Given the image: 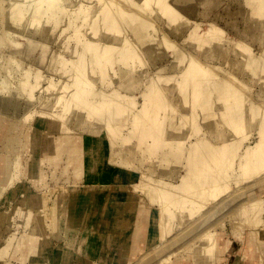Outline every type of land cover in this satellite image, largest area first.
<instances>
[{
  "label": "rangeland",
  "instance_id": "rangeland-1",
  "mask_svg": "<svg viewBox=\"0 0 264 264\" xmlns=\"http://www.w3.org/2000/svg\"><path fill=\"white\" fill-rule=\"evenodd\" d=\"M97 1H99V0H93V2L90 0H76V1L75 0H57L56 4L59 5V6L57 5V7H59V8L56 7V9H53V8L49 7L48 3H46V2L42 3L39 0H0V2H1L0 9L2 7L5 14H8V16H9V13L11 15V12H12V14H13V12L19 14L18 18H17V15L14 14L15 19L12 18V19H14L13 20V26H11V24H10L12 19L8 18V20L10 21L8 23V27H10V28H7V29H9L10 32L8 30H6V31L11 35H8V41L2 40V44H1V48H0L1 49V51H0V62L2 65L6 63V61H5L6 56H8L10 54L9 55V56H11L10 59L14 56L13 57L14 59L13 58L11 59V60H13L12 63L13 62L14 63L13 64L10 63V65L12 64L11 69L6 68V71H4L5 69L3 67V71H2V68L0 70V72L2 73V74L0 73V81H1L0 82V90L2 91L4 89L0 93V100L2 102H3V100H4V102H6L8 99L13 100L12 95H14L16 87L18 89V90L16 89V94L18 97H20V99L16 100L17 102H19L18 103L19 108L14 109L12 107H9L10 108L8 110L9 112L7 111L8 114L11 113V114H9V117L7 116L8 114H4V113L2 114V112L0 110V117L3 116V118H5L7 116L5 119H7L9 123L17 120L16 122L18 123V126L21 127L22 129L26 130V131H27V129H30L29 127H32L30 129V131L27 132V134L33 133L35 136V142L37 144L35 146V148L27 146L23 149H19L15 153H8L9 156H8V154H6V157H5L4 163L7 164L6 162H8L9 169H8L7 174L4 176V178L6 177L5 178L6 181L2 185L0 184V264H118L115 262L117 255L120 252L118 245L104 248L102 246L103 240H101V241H98V244H97V247H95V250H92L90 248V243L95 239V236H94L95 234L97 236L98 235L102 236V238L105 237V233H106L105 229L108 226H103L104 228H101V226H100V228H99V223H100V221L103 220V212L102 211L105 208V204H108L111 199H115V195L118 192H125V195L123 196V200H125V202H126L124 210H129V207L131 208L132 206H134L137 209L140 208L143 211H146L148 213H152L154 211H157L160 208L157 205V203L150 206L151 202L148 199L149 195L147 196V193L149 194V188H150V193L156 194V192L158 193L160 191V189H161L160 186H163V182H165L164 186L167 183V186H170L169 187V190H171L170 192L173 193L175 190L177 191L178 188H175V190H173L174 189L173 187L178 186L180 184L179 180L185 175V171H186V167H187L186 165H188V163L191 162L192 160H195V159L191 160V157L188 155L189 154V150L187 149L188 147L186 148V150H183V153L186 151L184 153L186 155L184 156V154H181L182 152L179 151L180 146L182 148L183 147L185 148L186 145L191 144V143L196 145L197 144L196 142H198L199 140H201V142L203 141V143H204V141H205V143H206V141L207 142L211 141L210 144L218 146L217 143H219V141H217V136L216 135L210 136V134H209L211 131V129L210 130L208 129L211 127L210 123L212 124V127L215 128L219 134H221L222 139H224V137H225V143L227 141H229L227 144L229 145V143H230V146H232V148L231 147L230 148L233 149V151L230 149V151H228V154L233 152V158L234 159H232V157L231 158L229 157L228 159L224 157L223 159H225V160L227 159L228 162H225V163L223 162L224 164H223V167H221V172L217 171V173H216L215 170L217 168H215V170L210 168V171L208 173L210 180H213L215 178L217 179V177L219 179H222V180H219V181H221V183L219 181L217 182L218 185L216 183V185H217L216 188H218V190L216 189V191H215L216 193L213 191L214 189L212 190V187L216 186V185H214L210 188L212 191V192H210V191H208L209 186H207L208 188H206L205 190L202 191V193H204V199L201 201V199L197 200V198L194 197V198H196L197 201L195 199H194L195 201H193V199L189 197L190 200H192V202L188 201L189 198L185 199V195H183V193L179 189L177 192L175 191L176 194L174 193L173 195L178 196V197H175L176 199L174 198V200L166 207V210H168V213H166L164 216H162L160 218L161 227L164 226V224L169 223V227L172 229V226H170V225L171 224L174 225L172 231H170V234H172V235L169 236L168 235L169 233H167V231H165L163 237H161V239H158L159 243L157 244V246L155 248H153L152 252L148 256H146V254H144V252H145L144 242L139 244L138 250L134 253V255H131V251H130L131 249H129V251L127 253V257H128L127 264H159V261L161 262L160 264H163V263L164 264H194V262H193L194 252H197V254L200 255V257H202L204 260H206V264H264V252L259 254V250L256 249V244H257L256 241L252 240V238L250 236H246V235H249V233L254 235L255 231H257L259 229L262 233H264V183L263 184L261 183V182H264V179H263L264 178V168H263L264 163H263V160L260 163L259 159L254 158L255 154L257 155V153L261 152L262 146H263V150H262L263 152H261V155H263L262 153H264V141H261L262 138L264 140V136L262 135L263 131H264V124H263L264 123V94H261V93H264V91L261 90V89L264 90V82H263L264 81V76H263L264 75V67H262V62L264 61V59H262V57L259 58L260 54L264 55V17H263L264 16V13H263L264 12L263 11L264 10V4L262 5V2L264 3V0H260L261 4L259 3V0L258 1L256 0L257 4H256L255 0L254 1L249 0V2L246 0L245 1L244 0L243 1L242 0H203V2L193 0L194 3H193V1H190V2H191V4L193 3L192 6H194L193 10L194 9L195 10L194 11L192 10V12L194 14L192 12L189 14V13H186L185 11H182L183 8L179 4H177L176 2L173 3V1H175V0H171V1L168 0L169 2L166 0V4L167 5L169 4L168 5L169 8L174 9L175 13H177V16H176L177 19H175V17L172 18V14L170 16V14L168 12H167L168 15L167 14L164 15V12L162 13V11H163V9L161 8L162 5H160V2L158 0H154V1L152 0V2H154L153 3L154 6L152 5L151 0H148L149 2L147 1L146 5L145 6L143 5V7L141 6L143 0H141V1L129 0L128 2H127V0H122L121 3H120V0H118V1L117 0H105V2H104V0H100L101 2H103L102 3L103 5H101V2L98 3ZM106 1L108 2L109 6L107 4H105ZM123 1H124V4H123ZM37 2H39V4H37ZM155 2H156V5H155ZM111 3L113 4V6L111 5ZM119 3H120V5H119ZM125 3L127 4V7H126ZM251 3H254L255 9H258L256 11L254 9L255 13L252 11V14H254L255 18H253L252 15H250L251 14L250 13L251 7L249 6V8H247L248 4L250 5ZM40 4H41V6H40ZM61 5L63 8V9L61 8L62 10L60 9ZM116 5H118V6H116ZM147 5H149V7ZM16 6H18V8L21 12H19V10L17 9ZM105 6H107L108 8L110 7L109 9H111V10L109 11V13L110 12H111V14L115 13V16L118 13L120 15V13L122 11H128L130 13L136 14V16H138L144 22L147 23V21H148V25H147L148 28L145 27L146 30H145V28H144V31L142 30L143 33L146 34L145 35L146 37L142 40H139L141 42L142 46L145 45L144 48H141V46L139 47L138 44H140V43H137L139 41H138L137 36L134 35V30H133L135 28V26H137V25H135L136 21H131V19L129 18L130 16H122V15L119 16V15H117L120 18L118 17V20L115 21V22H117V23H115V26L113 25V27H111L110 29H108L106 27V24L103 25L105 23L104 19H103V14L101 12V14L98 15V13H100L99 7H100V9H102ZM131 6L136 7V9H137V6H140L137 9L138 13H137L135 8L130 9ZM150 6L152 7L153 10H151ZM175 6L178 9L175 8ZM251 6L253 7V4H251ZM38 7L40 8V10H39L40 13H39V11H36V8L39 9ZM113 7H114V9H113ZM147 7H148V9H147ZM154 7L155 8L157 7L158 10L155 9ZM12 8L16 11H13ZM34 8H35V10H33ZM140 8H141V10H140ZM240 8H241V10H239ZM50 9L54 10V14L56 16H54V14L52 12L53 10H50ZM57 9L60 12H58ZM81 9H82V13L85 12V16H87L86 19L83 18L84 15L81 14ZM85 9H86V11H85ZM180 9H182V10H180ZM261 9H262V11H260ZM17 10H18V12H17ZM48 10H50V11H48ZM56 10H57V13H56ZM146 10L150 13V15L146 14V13H148ZM149 10H151V11H149ZM174 10H172V11L174 12ZM42 11H43V13H42ZM143 11H144V13H143ZM160 11H161V13H159ZM34 12H36V13L38 12L36 15L34 14L35 17H38V18H35L36 20L33 19L34 16H32V13H34ZM153 12H154V14H153ZM151 13H152L151 18L154 17L153 20L151 19L152 22L150 20ZM38 14H41L40 20H39ZM144 14H146L145 15L146 17H143ZM182 14H184V15H182ZM231 14H233V15H231ZM140 15H141V17H140ZM180 15L184 16V17H181ZM256 15L257 16L259 15L258 19L256 18ZM121 16H122V23L119 21V19L121 20ZM158 16H159V18H158ZM168 16H170V18H171V21L168 20V22H169L168 25L170 24L169 26H172V29L170 27L168 29V25H167V19H169ZM50 17H51V19H50ZM78 17H80V19ZM81 17H82V19H81ZM180 17H181V19H183V20H181V22H179ZM260 17L262 19L261 21H259ZM48 18H49V20H48ZM97 18H98V20H97ZM124 18H127V19L125 20ZM187 18H189V19H187ZM16 19H18V21L19 20L20 21L18 22ZM32 19L34 22L32 21ZM172 19L174 20V23L172 22ZM85 21H86V23H85ZM123 21H124V23H123ZM149 21H150V23H149ZM175 21L177 22L176 24H175ZM14 22H16L15 25H14ZM91 22H93L92 26H96V27H93V30L96 31L99 28L100 30H98V31L100 33L98 31L96 33L95 31L92 30ZM96 22L100 26L102 24V26L97 28ZM118 22H119V24H118ZM253 22H255V23H253ZM81 23H83V24L81 25ZM120 23L122 24L121 27H120ZM130 23H134V27ZM151 23H152V25H151ZM209 23H210V25H209ZM129 24H130V26H128ZM154 24L156 25V27H154ZM196 24H197V26H196ZM201 24H203V25H201ZM254 24H255V26H254ZM80 25L82 28L80 27ZM249 25H251V26H249ZM75 26H76V28H75ZM152 26H153V28H151ZM157 26H158V28H157ZM201 26H204V27L206 26L205 27L206 30H204V28H202ZM77 27H78V30H80V31L78 32V30H77V33H76L75 32L76 30L74 31V29H77ZM84 27H85V30H83ZM211 27H214V28H211ZM67 28H69V29L73 28V30L72 29L67 30ZM79 28H81V29H79ZM117 28H118V32L122 33V34L120 33L119 36H118V33L117 34L115 33V32H117L116 31ZM122 28L125 30L128 29V31L124 30L125 33H123ZM155 28H156V30H155ZM114 29H115V32H114ZM147 29H148V31H147ZM108 30H109V32H111L112 36L108 33ZM131 30H132V32H131ZM191 30H194L196 32L194 33V31H192V33H191L190 32ZM103 31H105V33H102ZM162 31H163V35H161ZM200 31H201V33H204L205 38H203V34L202 35L199 34ZM88 32L90 33L89 35L92 34L91 38H93V33H94V39H91L88 37L89 36ZM106 32L108 33V35ZM150 32L152 35L150 34ZM80 33H82V35H85V36H82ZM131 33H133V36L131 35ZM148 33H149V35L147 36ZM165 33L167 35H165ZM219 33H223L225 35L220 36ZM73 34H74V36H73ZM77 34H78V36H77ZM79 34L81 36H79ZM125 34H127V35H125ZM153 34H155V35H153ZM159 34L161 37L159 36ZM172 34H174V35H172ZM109 35H110V37H109ZM130 35H131V37H129ZM196 35H198V36H196ZM217 35L220 38H218V40H215L217 38ZM11 36H12V38H11ZM102 36H103V38H105L107 40L109 38V41H111L113 38V40H112L113 43H115L114 41L117 39L116 42H118V43L120 41H121L120 43H123V40H124L126 42L127 41L129 42V43L127 42V45H129V44L134 45L135 51H136L135 52V54H136L135 59H132V60H134L133 62H131L132 60H130V63L133 66V68L131 70L132 66L130 65L129 60H128L129 69L131 70L129 72L131 74H128V76H126V79H125V76L121 77L119 75V71H118V69L123 68L125 65H123V63H120L119 60L115 62V60L112 59V60H114L113 62L111 60L110 62L105 63V65H104L106 68L107 66H109L108 64H110L112 62L113 63L112 65H114V66H112L110 64V66L107 67L108 69L107 68L105 69L106 70V72H105L106 78L105 77L101 78L102 81L99 80L100 75H98L97 73H94V76L97 77L96 79H94L93 73L88 74L87 71H85L87 78L85 76L84 77L89 82V86H87V88L90 87L89 88L91 90V91L89 90L90 92H93V88H94V91L97 90L95 92L96 94H99V92H100V97H99V95L95 96V98L98 97L96 99L97 101L103 100L105 97L107 99L106 95H110L111 99H109V96H108L107 100H109V102L111 100V102L110 103L108 102V104H107L108 109L106 108L107 111L106 110L105 111L108 113V110L111 109L113 106V108L116 109V112L118 115H120L122 113L126 114V117H128V120L129 121L131 120L130 124L132 122V119H130V117H132V115L134 118L137 116H139L141 118L144 115L148 117V114H144L145 113L144 111H146L147 108H149V107L151 108V105L154 108V105H155V108H154L155 111L154 112L157 113L156 115L159 114L158 117L161 120V124H159V129L156 128V132H157L156 136H158V137L162 136L161 138L166 140V137L168 136L167 133L169 134V136L172 133L171 136H176V137H181V134H182V136L184 135V139L179 140L183 144L177 146L178 152L176 150V145L173 146V147H175V149L172 147V149H174V150H171L174 152V154H172L173 152H171V155H176L175 154V151H176L179 155V158L182 157V159H180L181 161L179 159H176L175 164H174V160H172V158H169V160H170L169 162L165 161L162 159V156H161L162 152L159 149L156 151L154 148L153 149L155 150L156 154L154 152L155 155H153L154 150H150V153H152L150 156L149 150H147L148 146H143V145H146V143H147V145H149V144L154 142L153 139H157V138H153L151 136V138H152L151 139L149 136H146V134L144 132H146V133L151 132V131L149 132V130H147V128H146V131H143V134H144L143 136L145 137V139L143 138V136L141 134L142 131L139 130L141 128L139 126H137L139 129L135 127L136 130H135V128L132 130L130 124L122 125V128H120V131L118 130V132H115L116 133L115 137H112V138H110V136L106 132H105V134L102 135V137H100V136L95 137V136L88 135L87 133H85L84 132L85 129L74 128L75 121L77 120V114L81 115L80 112H82L83 115L85 114L84 118L86 119V121H85L86 124H84V125L89 126V128H92V130H94V128H96L98 125L102 129L103 124L107 123V120H108L106 117V115H108V114L105 113V111H102L101 114H98V115H102V116L105 115L103 117V119H101V120L97 119L98 117L101 118V116H98V117L96 116V118L94 116V117H91L95 121V122H93V119H91V118L89 119V117L86 116L87 113L84 112V110L83 111L80 110L81 108L78 104H76L77 103L76 101H73V102L71 100H68L69 102L66 101V99H68V97L71 94V90L73 87L72 85L74 83L73 72L75 69L73 70V72L71 69L73 67L75 68V66H77V64H79L82 60L83 61L81 62V65H83L85 68L88 64V61H86V60H88L90 58V56H89L90 54L86 53L84 55V58L83 59L81 58V61L78 62L77 61L78 59H76L75 60L76 62H74V59L78 58L77 57L78 50L84 48V47L80 48L82 43H83V40L88 39V40H84V41L85 42L89 41L90 43L92 42L93 44L95 42V44H97V45L99 43V47H101L104 45V43L100 39V37H102ZM113 36H115V37H113ZM124 36H125L126 40H125ZM126 36L128 37V39ZM189 36L192 39H189ZM68 37H69V39H68ZM82 37H84V38L82 39ZM162 37H164V38H162ZM199 37L201 40H199ZM75 38H77V39L80 38L81 40L80 39L79 40L81 43L79 42V40H77ZM114 38H116V39H114ZM155 38H157V39H155ZM159 38H162V39H159ZM210 38H212L213 42L215 41L216 43H213ZM222 38H225V39H222ZM229 38H232L233 41H232V39L228 40ZM74 39H75V41H74ZM166 39L168 41H166ZM185 39H187L188 41L189 40H192V41L186 44L185 41H187V40H185ZM144 40L146 41L147 44L149 42V45L142 42ZM147 40H148V42H147ZM203 40H205V42L206 41L207 42L205 43ZM221 40H223V42L225 40V42H224L225 44H221V43H223V42H221ZM163 41L165 43V46L163 45L164 44ZM195 41H196V44L194 45L193 43H195ZM209 41H211V42H209ZM229 41L230 42L232 41L233 44H231ZM77 42H79L78 45H77ZM131 42H133V43H131ZM166 42H168V43L166 44ZM67 43H69V45L71 46V48H70L71 50L69 49V45ZM201 43H203L204 47H205V45L207 46L204 48L205 52H202L203 51V48H202L203 45ZM16 44L18 46H16ZM66 44L68 45L67 47H66ZM116 44L117 43L113 44L112 46L115 47ZM168 44H169V48H168V46H166ZM200 44L202 46H200ZM209 44H210V46H209ZM217 44H218V47H216ZM118 45H119V47H118ZM191 45L194 46V48H192ZM211 45H213V47ZM214 45L216 48L214 47ZM77 46H78V48H77ZM233 46L236 50H233ZM116 47H117V49L120 48L121 44H117ZM196 47H197L196 51L198 50L197 52L195 51ZM198 47L199 48L201 47L202 49L200 48L201 49L200 50V49H198ZM238 47H240V49H237ZM243 47H244V50H243ZM246 47H248V48L245 49ZM66 48H68V50H70V51H68ZM76 48H77V50H76ZM146 48L153 49V51H155L158 54V58L153 60V61L151 59H149L148 56L145 54ZM213 48H215V50L219 48L218 51L220 50L221 53L216 52L217 50L213 51ZM170 49H172V50H170ZM13 50H14L15 54L13 53ZM173 50L174 51L178 50V52L180 53V54L178 53V55H179V56L177 55L178 57L176 56L174 58V56L176 55V51L174 52ZM186 50H188V51H186ZM72 51L76 55L73 54ZM182 51L187 52V54L184 53L186 58L183 55ZM223 51H225V53ZM234 51H237L238 52V53L236 52L237 54H239V51H240L239 56L237 54H235ZM241 51L243 54L247 53L246 55H244L245 58H244L243 54H241ZM261 51H263V52H261ZM172 52L175 55L174 54L172 55ZM200 52H202V53H200ZM222 52L224 53L223 55H222ZM252 52H253V54H252ZM188 53H190L193 56L189 55ZM140 54L142 55L141 56L142 58L144 57L143 59L140 57ZM181 54L183 55V57ZM73 55H75V56H73ZM171 55H172V57H171ZM187 55H189L188 56L189 58L187 57ZM247 55H248L251 62L248 60ZM252 55H253V59L251 57ZM58 56H59V58H58ZM194 56H196L197 60H195ZM221 56H222V58L224 57V60H222ZM236 56H238V57H236ZM241 56L245 60H243ZM227 57L229 60L227 59ZM257 57L259 58V60L257 59ZM246 58H247V60H246ZM16 59H17V62L19 61V63L17 64L18 66L16 65V63H17L15 61ZM70 59H71V61H70ZM200 59H201V61H200ZM261 59H262V62H260ZM59 60H60V65L58 62ZM135 60L137 61L138 65H135L136 64ZM141 60L143 61L144 64L146 62L145 66H143V63L141 62ZM188 60H189V63H188ZM230 60H231V62H229ZM241 60H242V62H241ZM84 61L86 64L85 63L83 64ZM253 61H255L254 62L255 65H254ZM20 62H22L24 64L21 63V66H20ZM140 62H141V64H139ZM190 62H191V64H190ZM197 62H200V63H197ZM201 62L203 65L206 64V68H205V66L203 67L202 65H199V64H201ZM239 62H240V64H239ZM63 63H64V65H63ZM196 63H197V67H199L202 71H204L203 69H205V71H206V72L204 71L205 79H204V77H203V80L201 79V83H203V86L207 85V87H208L209 86L208 84L211 83L209 86L211 88H209V87L207 88V90H208V94H207V96H208V99H207L208 102L207 103L208 104L207 105H203V104H201V102L199 103L198 99L197 100L194 99L195 98V95H194L195 90H193V89H195V87H197V85H199L198 89H200V87H201V89L203 88L202 84L199 83L200 78L197 79V78L191 76L192 74L190 73L191 68H189V67H191V65H196ZM241 63L242 64L244 63L243 64L245 66L244 68H243V65H241ZM259 63H261V65ZM133 64L135 65V67ZM249 64H250V66H249ZM251 64L253 66L252 69H251V67H252ZM257 64H258V66H257ZM116 65H118V67ZM238 65L242 66V68L241 67L239 68ZM12 66H14V67H12ZM64 66H66V68H68V69L65 70ZM248 66L250 69L248 68ZM19 67H20L21 71L19 70ZM22 67H24L25 70L27 68H29V69H27L28 72L31 69H32L31 71H33L34 69L37 70L38 71V73L36 72V74L38 75L37 78H42V74H43L44 78L46 77L47 80H43L44 78H42L41 79L42 81L40 80L41 84H39L40 82L38 83V81H37L38 79L35 80L34 74L32 76V73L35 72V70L33 72H29L31 78L29 80V78H28L29 74H28V76L26 75V81H28L29 85H30L32 83V80H33V83L35 80L36 85L32 84V86H30V87H35V89H34V92H32L33 89L27 87L28 89L26 88L23 92V90H20L19 88L22 86L24 79H25V77L23 75H24V73H27V72L23 73ZM147 67H148V69H147ZM212 67H215V68H213L215 71H213ZM9 68H10V66H9ZM109 68H111L110 69L111 72L113 71V75L109 71ZM140 68H142V69H140ZM216 68H218V69H216ZM219 68H221V69H219ZM260 68H262V69L260 70ZM13 69H14V71L15 70H17V71H15V73H14ZM186 69H188V70H186ZM243 69H245V70H243ZM258 69L260 71H262L261 72V73H263L262 76H261V73L259 72ZM63 70L66 73H64ZM70 70H71V75H69ZM114 70H115V72H114ZM142 70L144 72H145V70H147L145 72L146 75L143 74L144 72L143 73L141 72ZM149 70H151V71H149ZM184 70L186 71V74H185ZM249 70H251V72ZM232 71H233V73H232ZM235 71H237L236 74L234 73ZM252 71H255V73L258 72L259 75L257 73L256 78L253 77L255 74L252 73ZM19 72H22V74H20ZM208 72H211V73H208ZM215 72H216V74H218L217 72H219V73L222 72V73L218 74V76H217V75H215ZM11 73L14 74V76ZM16 73H18L21 76V78H19L20 76L18 74H17L18 76L16 77V75H15ZM106 73H108V74H106ZM133 73L136 76L133 75ZM181 73L183 76H179V75H181ZM8 74H9V76L11 75L10 76L11 78L9 76H7ZM36 74H35V76H36ZM40 74H41V76H40ZM95 74H97V75H95ZM222 74H223V76H225V78L229 77L230 78L229 81H227V78L225 79L223 76H221ZM66 75H68V80H66L67 79ZM72 75H73V77L71 78ZM118 75L122 79L117 78ZM151 75L152 76L154 75L153 77H155V76L157 77V78L155 77L157 82L155 81V79H153V77H151ZM185 75H186V77L190 78L189 81L191 82V84L188 80H185ZM206 75L210 78L212 76V78L209 79ZM159 76H160V78H159ZM166 76H168L169 78ZM1 77L4 78V81H6V83H4V81H3L4 84H1L2 83ZM14 77H15V79H14ZM32 77H33V79H32ZM191 77L195 78L196 82H194V83H196V85H194V83H192L193 79L191 80ZM206 77H207V79H206ZM215 77H218V79H216ZM251 77H252V79H251ZM9 78L11 80H9ZM48 78L51 79L53 82L55 81V83L52 82V84H50L51 81L48 80ZM149 78H151L152 81H150ZM163 78H164L166 83L164 82ZM165 78L166 79L168 78L170 80L172 79L171 83H170V80L168 81V79L166 80ZM176 78H177V80H176ZM213 78H214V81H213ZM219 78H222L221 81ZM234 78H236V79L234 80ZM71 79L73 80V83H72ZM135 79H137L136 80L137 83H135L133 88L132 87L127 88L126 86L129 85L130 82L135 80ZM224 79H225V81H224ZM14 80H16V81H14ZM21 80L23 82H20ZM145 80H146V82H144ZM161 80H162V83H161ZM216 80H218L217 83H216ZM231 80H232V82H231ZM26 81L24 84L28 85V82L26 83ZM43 81H45V82L43 83ZM56 81H58V82H56ZM100 81L102 83H101V85H98V83ZM204 81H205V84H204ZM7 82H9L10 85ZM65 82L67 84H65ZM116 82H119V83H116ZM148 82L150 85L148 84ZM152 82L154 83V85H152L153 84ZM230 82H231V84H230ZM56 83H57V85H56ZM58 83H59V85H58ZM109 83L113 84V85L110 87ZM115 83H116V86H115ZM158 83L161 85V87L159 86V88H162L163 90H161V91L163 92V94H166V95H164L165 97H163V94L161 92L163 101L158 102L157 103L158 106L156 105V103L153 104L152 102H150V106H149V101L150 100L152 101L154 93L160 91V89L158 87H156V84H158ZM168 83H169V87H167ZM172 83H173V85H172ZM180 83L183 85L181 86ZM212 83H213L214 87H213ZM218 83H220V85L222 87V88H220V90H224L226 92L219 91V84ZM15 84H17V86ZM68 84H69V86H68ZM70 84H72L71 87H70ZM92 84H94V86ZM102 84H104V86ZM163 84H165V85H163ZM178 84H180L179 87H178ZM2 85H4L5 87L4 86L2 87ZM6 85L12 86V88H11L12 92H10L9 87ZM49 85H51V86H49ZM55 85H56V88H55ZM191 85H192V87H190ZM223 85L224 86L226 85V87H228V85H231V86L234 85V86H233V88H231V86H229L228 87L229 90H227ZM238 85L240 87H238ZM67 86H68V89L70 88L69 89L70 92H68V89H66ZM99 86H100V88H99ZM107 86H109L110 88H107ZM146 86H147V88H145ZM150 86L152 88V91H151ZM164 86L166 87L165 90H164ZM36 87H37V89H36ZM62 87H64V88L66 87L65 89L67 91L64 90V88H62ZM101 87H102V89L104 87L105 90L104 89L102 90ZM153 87H155L154 90H153ZM181 87H185V88H183L182 91H180L179 89H181ZM234 87H236V88H234ZM237 87H238V89H237ZM6 88H8L9 90H6ZM49 88H51V90ZM52 88H53V90H52ZM98 88L102 91H100ZM186 88L189 89V91L187 89L188 92L185 91ZM239 88H241V89L239 90ZM111 89H112V93L114 90L115 91L117 90L116 93L111 94ZM149 89L153 93L150 94ZM210 89H211V91H209ZM213 89H214V91H212ZM235 89H236V91H235ZM48 90L51 92H49ZM59 90H61V91H59ZM106 90H109V91L107 92ZM230 90H232V91H230ZM6 91H9L10 93L6 92ZM25 91H27L28 93ZM143 91H145V92H143ZM183 91L187 95H190V96H187L186 94H184ZM190 91H192V92H190ZM216 91H219L221 93V95H220V93H217ZM21 92H23L24 94L23 93L21 94ZM103 92H104V94H103ZM141 92L143 94H141ZM147 92H148L149 96H148ZM177 92L179 93L180 96L177 95L178 94ZM31 93H32L33 97L30 96ZM63 93H64V95H63ZM182 93L184 94V96ZM212 93H214V94H212ZM222 93H225V96L227 95L225 101L224 100L221 101L222 100ZM114 94H115V96H114ZM234 94L235 95L237 94V95L234 96ZM61 95L64 96V98ZM120 95H122V96H120ZM140 95H143L142 98ZM58 96H60V97L57 99ZM144 96H146V101H145V98L143 99ZM192 96H193V98H192ZM216 96L217 97L220 96V99H217V98L215 99L217 101L219 100L218 102H215V100H214V97H216ZM112 97L115 99L114 100L115 102L112 100ZM117 97L120 98L121 100L120 99L118 100ZM127 97H129V98L131 97V100H129V98L127 99ZM135 97H137L138 100ZM147 97L150 98V100L147 99ZM30 98H32V100ZM48 98H50V101ZM165 98L166 99L168 98L167 101H169V105H171V104L173 105L172 109H176V111H174V113L176 112L175 115L173 113V110L172 109L170 110L171 106L168 108L169 105H168V103L166 104L167 101L165 100ZM180 98H181V100H180ZM21 99H23L24 102L21 101ZM28 99H30V101ZM61 99H62L63 104L60 101ZM122 99H124V100H122ZM133 99H135L137 102L134 101ZM187 99H188V101H187ZM191 99H192V101H190ZM193 99L197 103L194 102ZM58 100L60 103L57 102ZM125 100H127L126 102H128V103H126ZM142 100L145 102L143 103ZM164 100H165V102H164ZM210 100H212V101H210ZM1 101H0V103L2 105ZM31 101H33L32 104L30 103ZM48 101H49V103L47 105ZM119 101H121L122 103H119ZM133 101L136 103H134ZM7 102H9V100ZM64 102H65V104H64ZM188 102H189V104L191 102L192 106H193V104L197 105V107L193 106V112L195 111L196 113L192 112V106L189 105ZM27 103L30 106L28 108L26 105ZM52 103H53V105H51ZM54 103H57L59 106L57 104H55V106H54ZM70 103H71V105H69ZM132 103H133V105H132ZM146 103L148 104V106H146L147 105ZM180 103H182V104H180ZM233 103L235 104L234 106H233ZM119 104H120V106H119ZM136 104H139V105H136ZM164 104L166 105V107ZM179 104H180V106H179ZM199 104L203 105V107H202L203 109L201 108V105H199ZM210 104L212 106H210ZM217 104H219V106ZM74 105H76V106H74ZM77 105L79 106L80 109H76L77 111H75V107L78 108ZM127 105H129L128 109L126 107ZM130 105H132V106H130ZM162 105H164V106L162 107ZM185 105H187V108H190L191 111H189L190 109L183 107L184 109H181L182 110V112H181L179 107L182 108V106H185ZM223 105H224V108H226L228 106V108H227L228 110L227 109L224 110ZM251 105H252V109L250 107ZM64 106H67L68 108L64 107ZM115 106H116V108H115ZM143 106L145 109H141V108H143ZM189 106H191V107H189ZM198 106H199V109H197ZM246 106L248 108H246ZM49 107H50V109H52V111L49 110ZM125 107L127 110H125ZM131 107H134V108H131ZM69 108H70V110H69ZM120 108H122V109L120 110ZM162 108L165 109L164 113H162V110H163ZM245 108H246V110H245ZM123 109H124V111H123ZM208 109L210 112L208 111ZM234 109H235V112H234ZM13 110H14V113H12ZM67 110H68V112H67ZM71 110L72 111L74 110V112H72ZM119 110H120V112L121 111L122 112L120 113ZM136 110H138V112L140 111L139 114L141 116L137 115ZM142 110H143V113H141ZM183 110H185V112ZM186 110H187V112H186ZM206 110L208 113H206ZM247 110H249V111H247ZM16 111H18V112L15 113ZM23 111H25V112H23ZM53 111H54V113H53ZM200 111L201 112L203 111V112L200 113ZM50 112H52L53 114ZM112 112L115 113V110L114 111L112 109H111V111L109 110L110 116H111L110 113H112ZM165 112H167V113L169 112V114L170 113L171 114L169 115L166 113V116H165ZM190 112H192V113H190ZM219 112H220L221 116L219 115ZM228 112H230V117L226 116V114H228ZM48 113L50 115V118L48 117ZM64 113L66 116L64 115ZM135 113H136V115H134ZM177 113H178V115H180V113H181L180 118L177 115ZM215 113H217L218 115H216ZM223 113H224V115H223ZM248 113L250 115H247ZM28 114L30 116H28L29 118H27V120H26L25 117H27ZM125 114H122V115H125ZM130 114H131V116H130ZM163 114H164V117H163ZM189 114H191L192 117H193V114H195L194 115L195 119L192 117L190 118ZM232 114H234V118L236 119L235 125L232 124V121H234L231 119V116H233ZM254 114H255V116H254ZM59 115L63 116V117L65 116V119L63 117L61 118ZM83 115H81V116L83 117ZM109 115H108V117H109ZM196 115H198V120H200L199 122L196 121ZM55 116H56V118L54 119ZM57 116L60 117L61 120L62 119H64V120L61 121L60 118L58 119ZM75 116H76V118H75ZM209 116H210V118H209ZM217 116H218V118H217ZM219 116L223 117V119L225 121H223L222 118H220L221 119L220 120ZM11 117H13V118H11ZM152 117L153 116H151V118ZM176 117H178V118H176ZM186 117H187V121H186ZM251 117H252V119H251ZM51 118H52V120H51ZM119 118H121V120H122L125 118V116L122 117L120 115ZM154 118H155V116H154ZM169 118L170 119L172 118L175 121L173 122V120L172 119L169 120ZM205 118H208V121H212V122L206 121L205 126H204L201 122H205ZM262 118H263V120H262ZM22 119H24L25 121ZM95 119L97 120V122ZM105 119H107V120H105ZM177 119H178V122L180 121L182 124L180 122L178 124ZM215 119H218V120L216 121ZM69 120L71 123L69 122ZM192 120H195V123H194L195 125L192 123ZM28 121H29V123H28ZM183 121L185 122V124ZM221 121H223V122L221 123ZM102 122H103V124H102V126H100V124ZM165 122L167 123V125L165 124ZM261 122L263 125L261 124ZM162 123H163L162 130L165 131L164 132L165 136L162 135L163 132L160 129V127L162 126ZM169 123L170 124L172 123V125L169 126ZM173 123H175V125ZM224 124L226 125V127ZM164 125L166 126L165 128H164ZM179 125H180V127L178 128ZM236 125H238V126L236 127ZM150 126H152V128ZM229 126H231V128H228ZM35 127H37V128L34 129ZM123 127L125 129H127L128 132H126L125 129L122 130ZM147 127L150 130H154V128H155V126L153 124H150L149 122L147 124ZM168 128H169V130H168ZM237 128L240 129L239 132H238ZM130 129L132 130L133 135H132ZM231 129L232 130L234 129V132L230 131ZM35 130H37L38 133L37 132L34 133L33 131H35ZM121 130L123 131L122 134H121ZM160 130H161L162 134L160 133V135H159L158 133ZM171 130H172V132H170ZM176 130H178V131H176ZM235 130H237V132H235ZM70 131H72V132H70ZM134 131H135V133H134ZM260 131H261V133L259 134ZM125 132L127 134L126 135L127 137L125 136ZM136 132H137V134H136ZM173 132H175V133H173ZM178 132H180L181 134ZM183 132H185V133H183ZM190 132H194L195 136H197V135L198 136L203 135V136L201 139L198 140V138H200V137H198V138L196 137V139L194 136L190 137V136H192ZM257 132L259 135L257 134ZM194 133H192V134L194 135ZM227 133H228V135H227ZM236 133H239V134H236ZM134 134H135V136H134ZM138 134H139V136H138ZM64 135L69 136L73 139L76 136L75 138L80 143H83L84 148L87 146L91 148L93 155L96 157L95 158L96 163L97 164L99 163L101 165V168L98 171H95V174H93L92 171H90L88 173L85 170L84 171L82 170V171H80V173L76 174L72 165L67 166V158H66V155H64V154L60 155L56 159L43 158L41 160L40 156H42V154L46 151L45 150L46 146H48V144L50 146H54L57 143V141L59 140V138H61V136H64ZM119 135H122L123 137L119 136ZM185 135L189 136V139H191L190 142L187 139L188 136H185ZM226 135H227V137H226ZM130 136L132 138H131V140L130 139L128 140V138H130ZM22 137H24V136H22ZM22 137H20V138H22ZM116 137H118L119 139ZM147 137H148V139H147ZM260 137H261V139H259ZM140 138H142L144 140H148V141L147 142L145 141V144L140 142V143H142V146L141 145L139 146V143L137 144V141L138 140L140 141ZM94 139L95 140L101 139L102 141H100L99 143L93 142L92 140H94ZM112 139H113V141L111 143ZM115 139H116V142H115ZM122 139L124 140L123 141L124 144L121 142ZM163 139L159 138L160 142ZM231 139H233V141H231ZM118 140H120V141L118 142ZM196 140H198V141H196ZM126 141H127V143H126ZM131 142L134 144L136 143L135 146H137V147L139 146V149H140V147H142L143 149L141 148L138 151V148L135 147L134 144H132ZM199 142L196 145V149L199 150L198 151L199 155H202V153H206V157H207L209 164L213 165L214 163L212 162V158H211L212 155L211 154H213V152H215L214 149L206 148L205 144L200 145ZM114 143H115V145L116 144H118V145L116 147H114V145H113ZM125 143H126V145H125ZM128 143H130V144H128ZM234 143H236V148L238 149V152H236V154H234L235 151H237V149L234 147V145H235ZM128 145H131V146L133 145L135 147V149H137V152L135 150L136 155L134 153H132V151H131V149L134 151V149L132 148L133 146L128 147V148H131L129 150L126 148L128 150V152L126 149L124 150V148L127 147ZM152 145H154V143L151 144L150 146H152ZM228 145L226 146L227 148L224 150V153L226 150H229ZM100 146H102V148H103L102 151L99 148ZM255 147L257 149H255ZM114 148H117L119 153H118V155L111 156L112 150ZM259 148H260V152H259ZM144 149L146 152H144V156H143V154H141L142 153L141 150L144 151ZM200 149H204V150H200ZM210 151H212V153ZM256 151H258V152L256 153ZM138 153H139V155H138ZM244 153H245V155H243ZM250 153L252 156L250 155ZM146 154H147V156H146ZM131 155L134 158H131ZM216 155L218 156V154H216ZM259 155L260 154H258V156ZM114 156L122 159L124 165L119 163V161H118L119 164H117V162H113L112 158ZM148 156L151 157V160ZM245 156H246V158H245ZM187 157H189L188 159L190 161L187 160ZM248 157H249V159H248ZM159 158L162 159V161ZM185 158H186V160H185ZM244 158H245V160H244ZM84 159H86L85 160L86 162L88 161V158H86L85 156H84ZM127 159H129V161H127ZM251 159H255V161H252ZM134 160H135V162H134ZM153 160L156 164H154L152 162ZM182 160H184V161H182ZM157 161L158 162L160 161L159 164ZM179 161H180V163H179ZM230 161L233 162L232 165L229 163ZM242 161H243V163H245V165H243V166H242V164H243ZM162 162H163V165H161L162 166L161 167L160 164H162ZM166 162L169 163L166 168H168V169L171 168L170 169L171 173L175 172L176 174L173 173L170 176H166V177L165 176L162 177V175L160 173L158 175V172H160V170H161V172H163V171L169 172V170L165 169V167H164L167 165ZM170 162H172V164ZM184 162H185V165H183ZM251 162H252V164L254 162L255 163L257 162V165H256L257 168L260 167V165H261L260 169H257L254 171L255 165H252ZM152 163H153V165H152ZM249 163H250V165L248 166ZM258 163H260V164H258ZM120 164H121L120 167L116 166V165H120ZM173 164H174V166H172ZM225 164H227L229 167L226 166L227 167L226 168ZM246 164H247L249 171L245 174L244 178L246 179V177H248V179H246L247 182L242 183V181H246L243 179V176H242V175H244V172H242V171L244 169V166H246ZM236 165L238 167H236ZM35 166L38 167V169L42 171L43 175H42L41 180L36 178L38 172L34 168ZM175 166H176V168H174ZM152 167L157 170L153 174L149 173L151 170H153ZM179 167L180 168L183 167V168L180 170ZM224 167H225V170H224ZM85 168H87V167L85 166ZM162 168H163V170H162ZM252 170L254 171V173H253L254 175H251L253 172ZM259 170H260V174L262 172V175L259 174ZM178 171H179V173H177ZM256 171H258V173H256ZM210 172L212 173L211 175H210ZM240 173L242 175H240L239 177L242 178V181L239 178V180H240L239 182H241L243 184V186H242V184L236 183V182H238L237 176ZM258 174H259L258 180L260 179V176H261V181L257 180ZM118 176L121 179H119ZM143 176H146V177L143 178ZM159 176H161V177L158 178ZM116 177H117V180H116ZM213 177H215V178H213ZM230 177H231V179H230ZM142 178L145 180L143 181ZM147 178H149V180ZM233 179L235 182L233 181ZM146 180L149 181L148 184H147ZM156 180H159V181H156ZM252 181H254L253 184H252ZM145 182H146V185H145ZM249 183H251V186L253 185L254 187L248 188ZM143 184H144V186H143ZM153 184L155 187L153 186ZM157 184L159 185V187ZM168 184H170V185H168ZM244 184L247 185V186L245 185L246 188L244 187ZM96 185L98 186V188H97V191L95 192L96 193L95 196H93V194H91L93 197L92 198L93 200L91 199V197H90V199H86L84 197V195H80L76 192L78 187H90V188H92L93 186L96 187ZM256 185H258L257 188H256ZM141 186H142V188H141ZM145 186H146V188H145L146 193H143ZM156 186H157V188H156ZM152 188H154V190L156 188L157 191L155 192ZM151 190H152V192H151ZM247 192L249 193V197L246 196ZM178 193H179V195L182 194L184 196V197L182 195L180 196L181 198L183 197L182 198L183 200L181 198L179 199ZM59 194H64L68 198L66 197L65 202H64V207H65L64 213L59 217V220L56 223V222H54L55 220L54 221L51 220V217L49 216V214H50V207H51L53 201L55 200V198ZM244 196H246V197H244ZM256 196H258V197L256 198ZM35 197H37V198H35ZM94 197H95V199H94ZM147 199L149 201L148 206L151 207V209L146 205L148 203ZM145 202H146V204H145ZM77 203H80V204H77ZM247 204H248V206H247ZM41 205H43V206H41ZM140 206H142V207H140ZM258 207H260L261 210L258 209ZM202 208H204V209H202ZM245 208L248 211H243V210H245ZM197 210L199 211V214L201 216L198 215ZM23 212L25 215H23ZM44 213H45V215L43 216ZM251 213H255V215L258 218V222H256L257 220L254 218V221L256 220L255 221L256 225L254 224L253 221H251V219H249V218H251ZM24 217H25V219H24ZM145 217H147V216H145ZM145 217H143V218H145ZM20 218L22 221L20 220ZM132 221L136 222L137 217L133 216ZM186 222H188V223L186 224V227L184 228L183 224ZM24 224L27 225L28 228L25 227ZM253 228H255V229H253ZM145 231H146V229H143V233H145ZM35 233H37L38 235H35ZM187 235L190 236L189 241H191L192 247L190 249H188V253H184L181 251V249L179 250L177 245H184V243L188 240ZM168 236L170 237L169 239H167ZM183 236H184V239H183ZM27 238L32 239V241L35 243L38 242V244H40V245L42 244V246L37 247L34 251H31L26 256L22 257V255H24L22 253L23 250L17 248V245L20 243L23 244ZM250 239H251V242H250ZM167 240H168V242H167ZM169 240H170V242H169ZM181 241H183L184 243ZM162 244L164 246L163 249H162ZM204 244H206L208 247ZM210 244L212 245V247L209 246ZM184 250H185V248H184ZM163 251H166V252L164 253ZM163 256H165L164 259H163ZM162 259L165 261H162ZM122 264H126V263H122Z\"/></svg>",
  "mask_w": 264,
  "mask_h": 264
},
{
  "label": "bare ground",
  "instance_id": "bare-ground-1",
  "mask_svg": "<svg viewBox=\"0 0 264 264\" xmlns=\"http://www.w3.org/2000/svg\"><path fill=\"white\" fill-rule=\"evenodd\" d=\"M40 2H42V3H44V2H46V3H48L49 4V7H51V8H53V9H56V7H57V5L58 4H56V1L57 0H39ZM76 1V0H75ZM90 1H92L93 2V0H90ZM118 1V0H117ZM121 1L122 0H120V3H121ZM129 0H127V2H128ZM133 1H135V0H133ZM139 1H141V0H139ZM147 1L148 0H143V2H142V7H143V5L145 6L146 5V3H147ZM154 1V0H153ZM159 2H160V5H162V9H163V11H162V13L164 12V15L165 14H167L168 15V13L170 14V16H171V14H172V18H174L175 17V19H177V13H175V10L174 9H170L169 8V4L167 5L166 4V0H158ZM168 1V0H167ZM171 1V0H170ZM190 1H193V0H175V1H173V3H177V4H179L182 8H183V10L182 9H180V10H182V11H185L186 13H191L192 12V10H193V7L194 6H192V4L194 3V1H193V3L191 4V2ZM196 1H202L203 2V0H196ZM195 1V2H196ZM243 1V0H242ZM245 1V0H244ZM246 1H248L249 2V0H246ZM254 1V0H253ZM258 1V0H257ZM257 1L255 0V2H256V4H257ZM80 2V1H79ZM82 2V1H81ZM86 2V1H85ZM88 2V1H87ZM98 3H100L101 1L99 0V1H97ZM104 2H105V0H104ZM149 2V1H148ZM151 2H152V0H151ZM169 2V1H168ZM190 2V3H189ZM103 2H101V5H103L102 4ZM120 3H119V5H120ZM133 3V2H132ZM153 3L154 2H152V5H153ZM246 3V2H245ZM244 3V4H245ZM259 3L261 4V2H260V0H259ZM258 3V4H259ZM37 4H39V2H37ZM105 4H107L108 6H109V4H108V2L106 1V3ZM123 4H124V1H123ZM135 4V3H134ZM137 4V3H136ZM251 4H253V7L251 6ZM250 5L248 4V7L247 8H249V6L251 7V14L250 15H252V17L253 18H255V16H254V14H252V11L255 13V11L256 10H258V9H255V6H254V3H251ZM264 3L262 2V5H263ZM0 5H1V2H0ZM111 5L113 6V4L111 3ZM115 5V4H114ZM125 5H126V7H127V4L125 3ZM155 5H156V2H155ZM246 5V4H245ZM40 6H41V4H40ZM59 6V5H58ZM116 6H118V5H116ZM148 7H149V5H147ZM154 6V5H153ZM17 7V9L19 10V8H18V6H16ZM48 7V8H49ZM92 7V6H91ZM125 7V6H124ZM129 7V6H128ZM140 6H137V9L139 8ZM148 7H147V9H148ZM151 7V6H150ZM172 7V6H171ZM258 7V6H257ZM263 7V6H262ZM14 8V7H13ZM12 8V10L13 11H16V10H14ZM39 8V7H38ZM57 8H59V7H57ZM62 8V5L60 6V9ZM110 8V7H109ZM107 6H105L104 8H102V9H100V7H99V10H100V13H98V15H100L101 14V12H102V14H103V19H104V24L103 25H105L106 24V27L108 28V29H110L111 27H113V25L115 26V23H117V22H115L116 20H118V17L120 16V15H122V16H130L129 18L131 19V21H136V24L135 25H137V26H135V28L133 29L134 30V35H136L137 36V38H138V41L139 40H142V39H144L146 36V34H144L143 33V31H144V28L145 27H147L148 28V21H147V23L146 22H144L143 20H141L138 16H136V14H133V13H130V12H128V11H122L121 13H120V15H119V13L117 14V15H119V16H115V13L112 15L111 14V12L109 13V11L111 10V9H109ZM120 8V7H119ZM131 8H135L136 9V7H133V6H131L130 7V9ZM155 8V7H154ZM175 8H177L176 6H175ZM231 8V7H230ZM229 8V9H230ZM236 8V7H235ZM253 8V9H252ZM53 9H50V10H53ZM63 9V8H62ZM61 9V10H62ZM95 9V8H94ZM113 9H114V7H113ZM117 9V8H116ZM115 9V10H116ZM137 9H136V11H137ZM155 9H157V7L155 8ZM178 9V8H177ZM232 9V8H231ZM254 9H255V11H254ZM263 9V8H262ZM262 9L260 10V11H262ZM10 10V9H9ZM18 10H17V12H18ZM33 10H35V8L33 9ZM40 10V8L39 9H37L36 8V11H39ZM50 10H48V11H50ZM58 10V9H57ZM57 10H56V13H57ZM120 10V9H119ZM140 10H141V8H140ZM145 10V9H144ZM151 10H153L152 9V7H151ZM151 10H149V11H151ZM158 10V9H157ZM156 10V11H157ZM172 10H174V12L172 11ZM195 10V9H194ZM193 10V11H194ZM233 10V9H232ZM239 10H241V8L239 9ZM85 11H86V9H85ZM98 11V10H97ZM130 11V10H129ZM147 11V10H146ZM237 11V10H236ZM248 11V10H247ZM264 11V10H263ZM19 12H21L20 10H19ZM53 12V14H54V10L52 11ZM58 12H60L59 10H58ZM93 12V11H92ZM114 12V11H113ZM148 12V11H147ZM168 12V13H167ZM177 12V11H176ZM225 12V11H224ZM38 13V12H37ZM36 12H34V13H32V16H34V18L33 19H35V18H38V17H35V15L37 14ZM39 13H40V11H39ZM42 13H43V11H42ZM51 13V12H50ZM90 13V12H89ZM88 13V14H89ZM137 13H138V11H137ZM143 13H144V11H143ZM146 13V12H145ZM149 13V12H148ZM148 13H146L147 15H150V13L148 14ZM159 13H161V11L159 12ZM193 13V12H192ZM264 13V12H263ZM14 14L15 15H17V18H18V16H19V14H17V13H14L13 12V14H12V12H11V15H10V13H9V16H8V14H5L4 13V10H3V8L1 7V9H0V48H1V44H2V40L3 41H8V35H11V34H9L6 30H8L9 31V29H7V28H10V27H8V23L10 22L9 20H8V18H10V19H12V18H14ZM35 14V15H34ZM81 14L82 15H84V19H86V17L87 16H85V12H83L82 13V9H81ZM146 14H144L143 15V17H146L145 15ZM153 14H154V12H153ZM180 14V13H179ZM194 14V13H193ZM241 14V13H240ZM39 15V20H40V16H41V14H38ZM37 15V16H38ZM163 15V16H164ZM182 15H184V14H182ZM231 15H233V14H231ZM243 15V14H242ZM54 16H56L55 14H54ZM53 16V17H54ZM81 16V15H80ZM102 16V15H101ZM122 16H121V20L119 19V21L122 23ZM170 16H168V18L169 19H167V25H168V20L169 21H171V18H170ZM179 16V15H178ZM181 16V15H180ZM189 16V15H188ZM263 16V15H262ZM95 17V16H94ZM100 17V16H99ZM140 17H141V15H140ZM152 17V13H151V16H150V20L152 19L153 20V18H151ZM162 17V16H161ZM181 17H184V16H181ZM181 17L179 18V22H181V20H183V19H181ZM264 17V16H263ZM79 19H80V17H78ZM120 18V17H119ZM148 18V17H147ZM158 18H159V16H158ZM186 18V17H185ZM184 18V19H185ZM256 18L258 19L259 18V15L257 16L256 15ZM15 19V18H14ZM14 19H12V21H11V26H13V20ZM33 19H32V21H33ZM50 19H51V17H50ZM81 19H82V17H81ZM100 19V18H99ZM125 20L127 19V18H124ZM187 19H189V18H187ZM17 21H18V19H16ZM36 20V19H35ZM48 20H49V18H48ZM97 20H98V18H97ZM152 20H151V22H152ZM262 19H261V17H260V20L259 21H261ZM20 21V20H19ZM18 21V22H19ZM47 21V20H46ZM100 21V20H99ZM178 21V20H177ZM256 21V20H255ZM258 21V20H257ZM17 22V23H18ZM34 22V21H33ZM95 22V21H94ZM127 22V21H126ZM125 22V23H126ZM172 22L174 23V20L172 19ZM178 22V23H179ZM189 22V21H188ZM21 23V22H20ZM44 23V22H43ZM85 23H86V21H85ZM100 23V22H99ZM120 23V27L122 26V24ZM123 23H124V21H123ZM139 23V24H138ZM149 23H150V21H149ZM154 23V22H153ZM177 22L175 21V24H176ZM253 23H255V22H253ZM252 23V24H253ZM259 23V22H258ZM16 24V22H14V25ZM83 23H81V25H82ZM92 24H93V22H91V27H92V30H93V27H96V26H92ZM96 24H97V28L98 27H101L102 26V24H101V26L96 22ZM118 24H119V22H118ZM128 24V23H127ZM131 25H133V27H134V23H130ZM130 24L128 25V26H130ZM194 24V23H193ZM199 24V23H198ZM76 25V24H75ZM81 25H80V27H81ZM85 25V24H84ZM83 25V26H84ZM95 25V24H94ZM125 25V24H124ZM150 25V24H149ZM151 25H152V23H151ZM164 25V24H163ZM166 25V24H165ZM170 25V24H169ZM168 25V29H169V27L172 29V26H169ZM195 25V24H194ZM201 25H203V24H201ZM205 25V24H204ZM209 25H210V23H209ZM17 26V25H16ZM15 26V27H16ZM79 26V25H78ZM126 26V25H125ZM196 26H197V24H196ZM249 26H251V25H249ZM254 26H255V24H254ZM263 26V25H262ZM124 27V26H123ZM154 27H156V25L154 24ZM167 27V26H166ZM200 27V26H199ZM202 28H204V30H206V26L204 27V26H201ZM215 27V26H214ZM214 27H211V28H214ZM258 27V26H257ZM75 28H76V26H75ZM82 28V27H81ZM81 28H79V29H81ZM104 28V27H103ZM125 28V27H124ZM131 28V27H130ZM151 28H153V26L151 27ZM157 28H158V26H157ZM193 28V27H192ZM250 28V27H249ZM65 29V28H64ZM69 28H67V30H68ZM70 29H72L73 30V28H70ZM69 29V30H70ZM91 29V28H90ZM194 29V28H193ZM76 30V31H75ZM77 30H78V27H77V29H74V31L77 33ZM83 30H85V27H84V29ZM91 30V31H92ZM98 30H100L99 28L95 31V30H93V31H95L96 33H97V31ZM103 30V29H102ZM122 32L123 33H125L124 32V30L125 29H123L122 28ZM127 31H128V29H126ZM125 30V31H126ZM143 30V31H142ZM145 30H146V28H145ZM155 30H156V28H155ZM159 30V29H158ZM166 30V29H165ZM203 30V29H202ZM80 30H78V32H79ZM82 31V30H81ZM106 31V30H105ZM105 31H103L102 33H105ZM116 31L117 32H115V29H114V32L117 34L118 33V36H119V34L121 33H119L118 32V28L116 29ZM147 31H148V29H147ZM146 31V32H147ZM160 31V30H159ZM192 31H194V30H191L190 32L192 33ZM213 31V30H212ZM221 31V30H220ZM10 32V31H9ZM83 32V31H82ZM85 32V31H84ZM90 32V31H89ZM88 32V35L90 34ZM99 32V31H98ZM131 32H132V30H131ZM161 32V31H160ZM165 32V31H164ZM196 31H194V33H195ZM199 32V31H198ZM223 32V31H222ZM251 32V31H250ZM92 33V32H91ZM100 33V32H99ZM107 33V32H106ZM108 33L112 36V34H111V32H109V30H108ZM108 33H107V35H108ZM159 33V32H158ZM169 33V32H168ZM188 33V32H187ZM249 33V32H248ZM75 34V33H74ZM74 34H73V36H74ZM81 35H82V33H80ZM79 34V36H81ZM84 34V33H83ZM122 34V33H121ZM130 34V33H129ZM150 34H151V32H150ZM189 34V33H188ZM199 34H203V38H205L204 37V33H201V31H200V33ZM220 34V36H222V35H225V34H223V33H219ZM45 35V34H44ZM92 35V34H91ZM91 35H89L88 37L89 38H91ZM110 35H109V37H110ZM125 35H127V34H125ZM131 35L133 36V33H131ZM131 35L129 36V37H131ZM149 35V33L147 34V36ZM152 35V34H151ZM153 35H155V34H153ZM158 35V34H157ZM161 35H163V31H162V34ZM165 35H167L166 33H165ZM172 35H174V34H172ZM190 35V34H189ZM77 36H78V34H77ZM82 36H85V35H82ZM159 36H160V34H159ZM194 36V35H193ZM192 36V37H193ZM196 36H198V35H196ZM209 36V35H208ZM98 37V36H97ZM96 37V38H97ZM113 37H115V36H113ZM127 37V36H126ZM161 37V36H160ZM168 37V36H167ZM166 37V38H167ZM224 37V36H223ZM227 37V36H226ZM11 38H12V36H11ZM71 38V37H70ZM73 38V37H72ZM81 38V37H80ZM79 38V39H80ZM84 37H82V39H83ZM86 38V37H85ZM118 38V37H117ZM121 38V37H120ZM123 38V37H122ZM124 38H125V36H124ZM134 38V37H133ZM136 38V37H135ZM162 38H164V37H162ZM162 38H159V39H162ZM169 38V37H168ZM176 38V37H175ZM188 38V37H187ZM218 38H220L218 35H217V38L215 39V40H218ZM68 39H69V37H68ZM75 39H77V38H75ZM75 39H74V41H75ZM79 39H77V40H79ZM91 39H94V33H93V38H91ZM100 39H101V41L104 43V45L103 46H101V47H99V43H98V45L97 44H95V42H94V44L91 42H85L84 40H88V39H84L83 40V43H82V45H81V47L80 48H82V47H84V48H82V49H80V50H78V52H77V57L78 58H75L74 59V62H76L75 60L76 59H78L77 61L79 62V61H81V58L83 59L84 58V55L86 54V53H89L88 55L90 56V58L88 59V60H86V61H88V64H87V66L84 68V66L83 65H81V62L83 61H81L79 64H77V66H75V68L73 67L71 70H72V72H73V70H74V72H73V74H74V77H73V75L71 76V78L73 77V80H74V83H73V80H72V83H73V85L72 84H70V87H71V85L73 86L72 87V90H71V94H70V96L68 97V99H66V101L67 102H69L68 100H71L72 102L73 101H76L77 103L76 104H78L79 106H80V108H79V106H78V108H76L75 107V111H77L76 109H80V110H84V112H86L87 114H86V116L87 117H89V119L91 118V117H94L95 116V118H96V116L98 117V116H101V118H97V119H103V117L105 116V115H98V114H101V112L102 111H107V109H108V107H107V104H108V102H109V100H107L108 99V96H109V99H111V96L110 95H106L107 96V99H106V97L103 99V100H100V101H97L96 99L98 98V97H96L95 98V96L96 95H99V97H100V92H99V94H96L95 92L97 91H94V88H93V92H90L91 90L89 89V88H87V86H89V82L87 81V79H85V77L87 78V76H86V73H85V71H87V73L89 74V73H93V76H94V73H97L98 75H100V78H99V80H101L102 81V79L101 78H104L105 77V72H106V68L107 67H109L110 66V64L112 65L113 63V61L115 60V62L116 61H120V63H123V65H125L123 68H120V69H118V71H119V75L121 76V77H123V76H125V79H126V76H128V74H131L129 71H131L132 70V68H133V66L131 65V63H130V60H132V59H135V47H134V45L133 44H129V45H127V42L126 41H124L123 40V43H118V42H116L117 41V39L116 38H114V39H116L114 42L115 43H117V44H121V47L120 48H118L117 49V44L115 45V47H113L112 45L113 44H115V43H113L112 42V40H113V38H112V40L111 41H109V38H108V40L107 39H105V38H103V36L102 37H100ZM127 39H128V37H127ZM132 39V38H131ZM149 39V38H148ZM152 39V38H151ZM155 39H157V38H155ZM189 39H192V38H190V36H189ZM211 40H212V42H213V39L212 38H210ZM222 39H225V38H222ZM230 39H232V38H229L228 40H230ZM81 40V39H80ZM80 40H79V42H80ZM120 40V39H119ZM125 40H126V38H125ZM153 40V39H152ZM170 40V39H169ZM185 40H187V39H185ZM194 40V39H193ZM199 40H201L200 39V37H199ZM227 40V41H228ZM236 40V39H235ZM162 41V40H161ZM166 41H168L167 39H166ZM184 41V40H183ZM188 41V40H187ZM187 41H185L186 42V44L187 43H189V42H191L192 40H189L188 42ZM204 42H205V40H203ZM220 41V40H219ZM232 41H233V39H232ZM230 42L231 44H233V42ZM11 42V41H10ZM79 42H77V45H78V43ZM142 42H144L145 44H147L146 43V41L144 40V41H142ZM147 42H148V40H147ZM152 42V41H151ZM150 42V43H151ZM174 42V41H173ZM184 42V43H185ZM207 42V41H206ZM205 42V43H206ZM209 42H211V41H209ZM221 42H223V40H221ZM220 42V43H221ZM224 42H225V40H224ZM221 43V44H225V43ZM238 42V41H237ZM81 43V42H80ZM129 43V42H128ZM131 43H133V42H131ZM137 43H140L141 44V42L139 41V42H137ZM163 43H164V41H163ZM168 42H166V44H167ZM213 43H216L215 41L213 42ZM212 43V44H213ZM242 43V42H241ZM68 45H69V43H67ZM66 44V47L68 46ZM74 44V43H73ZM140 44H138L139 45V47L141 46V48H144V46H142V44L140 45ZM174 44V43H173ZM194 45L196 44V41H195V43H193ZM202 45H203V43H201ZM200 44V46H202ZM208 44V43H207ZM235 44V43H234ZM237 44V43H236ZM243 44V43H242ZM97 45V46H96ZM101 45V44H100ZM147 45H149V42H148V44ZM164 46H165V43L163 44ZM177 45V44H176ZM185 45V44H184ZM190 45V44H189ZM216 45V44H215ZM215 45H214V47H215ZM240 45V44H239ZM244 45V44H243ZM16 46H18L17 44H16ZM166 46H168V48H169V44L168 45H166ZM192 46V45H191ZM209 46H210V44H209ZM212 47H213V45H211ZM221 46V45H220ZM219 46V47H220ZM246 46V45H245ZM118 47H119V45H118ZM138 47V48H139ZM148 47V46H147ZM180 47V46H179ZM205 47H207L206 45H205ZM204 45H203V51L202 52H205V50H204ZM216 47H218V44H217V46ZM215 47V48H216ZM71 48V46L69 45V49ZM77 48H78V46H77ZM77 48H76V50H77ZM153 48V47H152ZM172 48V47H171ZM182 48V47H181ZM180 48V49H181ZM192 48H194V46H192ZM201 48V47H200ZM199 47H198V49H200ZM201 48V49H202ZM215 48H213V51H216V52H219V53H221L220 52V50L218 51V49H216L215 50ZM248 47H246L245 49H247ZM17 49V48H16ZM67 50H68V48H66ZM140 49V48H139ZM154 49V48H153ZM153 49H151V48H146V50H145V54L148 56V58L149 59H151L152 61L153 60H155V59H157L158 58V54L155 52V51H153ZM178 49V48H177ZM196 49H197V47L195 48V51H196ZM200 49V50H201ZM221 49V48H220ZM237 49H240V47H238ZM250 49V48H249ZM71 50V49H70ZM70 50H68V51H70ZM143 50V49H142ZM170 50H172V49H170ZM183 50V49H182ZM185 50V49H184ZM233 50H236L235 48H234V46H233ZM243 50H244V47H243ZM242 50V51H243ZM252 50V49H251ZM0 51H1V49H0ZM138 51V50H137ZM167 51V50H166ZM174 51V50H173ZM176 51V55L172 52V55L174 54L175 56H174V58L178 55V50H175ZM174 51V52H175ZM181 51V50H180ZM186 51H188V50H186ZM198 51V50H197ZM196 51V52H197ZM242 51H241V54H243L242 53ZM253 51V50H252ZM168 52V51H167ZM183 52V51H182ZM202 52H200V53H202ZM224 53H225V51H223ZM222 52V55L224 54ZM237 51H234V53L235 54H237L236 53ZM261 52H263V51H261ZM13 53H14V50H13ZM72 53L73 54H75L73 51H72ZM141 53V52H140ZM184 53L185 54H187V52H183V55H184ZM215 53V52H214ZM257 53V52H256ZM15 54V53H14ZM180 54V53H179ZM189 55H191L190 53H188ZM239 54H240V51H239ZM239 54H237L238 56H239ZM247 54V53H246ZM246 54H243V56L244 55H246ZM252 54H253V52H252ZM10 55V54H9ZM6 56L5 58V61H6V63L5 64H1V62H0V70H1V68H2V71H3V67H4V71H6V68L7 69H11V65L14 63H12V61L13 60H11L10 59V57L11 56ZM76 55V54H75ZM75 55H73V56H75ZM168 55V54H167ZM172 55H171V57H172ZM182 55V54H181ZM180 55V56H181ZM183 55H182V57H183ZM189 55H187V57L189 56ZM197 55V54H196ZM219 55V54H218ZM139 56V55H138ZM137 56V57H138ZM142 55L140 54V57H141ZM179 56V55H178ZM177 56V57H178ZM185 56V55H184ZM191 56H193V55H191ZM202 56V55H201ZM238 56H236V57H238ZM259 56V55H258ZM195 57V60H197V58H196V56H194ZM242 57V56H241ZM240 57V58H241ZM247 57H248V55H247ZM252 57V59H253V55L251 56ZM250 57V58H251ZM262 57V59H264L263 57H264V55H262V54H260V57L259 58H261ZM58 58H59V56H58ZM142 58V57H141ZM144 58V57H143ZM142 58V59H143ZM185 58H186V56H185ZM189 58V57H188ZM192 58V57H191ZM221 58H222V56H221ZM233 58V57H232ZM244 58H245V56H244ZM259 58L257 57V59L259 60ZM14 59V58H13ZM61 59V58H60ZM64 59V58H63ZM112 59H114V60H112ZM137 59V58H136ZM227 59H228V57H227ZM226 59V60H227ZM242 59H243V57H242ZM262 59H261V61L260 62H262ZM11 60V61H10ZM58 60V59H57ZM112 60V62L110 63V64H108L109 66H107L106 68H105V63H108V62H110ZM128 60H129V63H130V65L132 66L131 67V70L129 69V63H128ZM138 60V59H137ZM140 60V59H139ZM170 60V59H169ZM168 60V61H169ZM191 60V59H190ZM222 60H224V57L222 58ZM229 60V59H228ZM239 60V59H238ZM243 60H245V59H243ZM246 60H247V58H246ZM248 60L250 61V59H249V57H248ZM16 62H17V59L15 60ZM70 61H71V59H70ZM134 60H132L131 62H133ZM136 61V60H135ZM200 61H201V59H200ZM59 62V65H60V60L58 61ZM66 62V61H65ZM73 62V63H74ZM141 62L143 63V61L141 60ZM141 62L139 63V64H141ZM229 62H231V60L229 61ZM241 62H242V60H241ZM251 62V61H250ZM255 61H253V63H254ZM259 62V61H258ZM10 63H12L11 65H10ZM19 63V61L16 63V65ZM21 63L22 62H20V66H21ZM68 63V62H67ZM85 63V61L83 62V64ZM135 63V62H134ZM188 63H189V60H188ZM197 63H200V62H197ZM197 63H196V65H191V67H189V68H191V71H190V73L192 74L191 76H193V77H195V78H200L199 80H200V84H202V89H201V87H200V89H198V87H199V85H197V87H195V89H193V90H195V92H194V95H195V100H197L198 99V101H199V103L201 102V104H203V105H207L208 103V101H207V99H208V96H207V94H208V90H207V88L210 86V84H208L209 86L207 87V85H204L203 86V83H201V79L203 80V77H204V79H205V73H204V71H205V69H203L204 71H202L199 67H197ZM252 63V64H253ZM264 61L262 62V67H264ZM22 64H24V63H22ZM70 64V63H69ZM86 64V63H85ZM116 64V63H115ZM119 64V63H118ZM145 64H146V62H145ZM145 64L143 63V66H145ZM190 64H191V62H190ZM239 64H240V62H239ZM244 64V63H243ZM242 63H241V65H243ZM246 64V63H245ZM252 64H251V66H252ZM260 65H261V63H259ZM62 65V64H61ZM63 65H64V63H63ZM122 65V66H123ZM134 65V64H133ZM135 65H138L137 64V61H136V64ZM135 65H134V67H135ZM148 65V64H147ZM187 65V64H186ZM199 65H202L203 67L205 66V68H206V64L205 65H203L202 64V62H201V64H199ZM254 65H255V63H254ZM9 66H10V68H9ZM18 66V65H17ZM72 66V65H71ZM112 66H114V65H112ZM117 67H118V65H116ZM142 66V67H143ZM168 66V65H167ZM194 66V67H193ZM239 66V65H238ZM249 66H250V64H249ZM249 66H248V68H249ZM257 66H258V64H257ZM12 67H14V66H12ZM69 67V66H68ZM137 67V66H136ZM141 67V66H140ZM149 67V66H148ZM148 67H147V69H148ZM186 67V66H185ZM211 67V66H210ZM242 68V66H239V68ZM245 66L243 65V68H244ZM23 68V73L24 72H27V73H24V77H25V79H24V82L21 80L20 82H23V84H22V86L19 88L20 90H23V92H24V90L28 87V88H31V89H33L32 90V92H34V89H35V87H30V86H32V84L33 85H36V83H35V80H37L38 81V83L40 82V80L42 79V78H44V76H43V74H42V78H37V74H36V72L38 73V71L37 70H35V72H33V71H29V72H33L32 73V76H33V74H34V77H35V80H34V83H33V80H32V83L29 85V82L28 81H26V75L28 76V74H29V80H30V78H31V76H30V73L28 72V70L27 69H29V68H27L26 70L24 69V67H22ZM71 68V67H70ZM112 68V67H111ZM111 68H109V71L111 72ZM177 68V67H176ZM188 68V69H189ZM202 68V67H201ZM213 68H215V67H212V69ZM253 68V66L251 67V69ZM62 69V68H61ZM64 69L66 70V69H68V68H66V66H64ZM108 69V68H107ZM140 69H142V68H140ZM144 69V68H143ZM146 69V68H145ZM188 69H186V70H188ZM209 69V68H208ZM216 69H218V68H216ZM219 69H221V68H219ZM238 69V68H237ZM250 69V68H249ZM262 68H260V70H261ZM19 70H20V67H19ZM25 70V71H24ZM71 70H70V74L69 75H71ZM134 70V69H133ZM211 70V69H210ZM243 70H245V69H243ZM259 70V69H258ZM257 70V71H258ZM259 70V72L261 73L262 71H260ZM13 71H14V69H13ZM15 71H17V70H15ZM15 71H14V73H15ZM21 71V70H20ZM62 71V70H61ZM69 71V70H68ZM147 70H145V72H146ZM149 71H151V70H149ZM185 71V70H184ZM213 71H215L214 69H213ZM223 71V70H222ZM238 71V70H237ZM237 71H235L234 73L236 74V72ZM250 72H251V70H249ZM248 71V72H249ZM22 72H19L20 74H22ZM60 72V71H59ZM63 72L64 73H66L64 70H63ZM108 72V71H107ZM114 72H115V70H114ZM142 73L144 72L143 70L141 71ZM143 73V74H145L146 75V73ZM206 72V71H205ZM249 72V73H250ZM1 73V72H0ZM42 73V72H41ZM112 73V75H113V71L111 72ZM148 73V72H147ZM152 73V72H151ZM208 73H211V72H208ZM218 74H221V73H219V72H217ZM224 73V72H223ZM232 73H233V71H232ZM231 73V74H232ZM252 73H254L255 75L253 76V77H255L256 78V75H257V73H255V71H252ZM2 74V73H1ZM12 74V73H11ZM18 73H16L15 75H16V77L19 75H17ZM35 74H36V76H35ZM85 74V75H84ZM97 74H95V75H97ZM106 74H108V73H106ZM116 74V73H115ZM185 74H186V71H185ZM188 74V73H187ZM214 74V73H213ZM218 74H216V72H215V75H217L218 76ZM251 74V73H250ZM5 75V74H4ZM13 76H14V74H12ZM91 75V74H90ZM111 75V76H112ZM118 75V77L117 78H120V76ZM133 75H135L134 73H133ZM258 75H259V73H258ZM263 75V73H261V76ZM7 76H9V74L7 75ZM11 76V75H10ZM9 76V77H10ZM20 76V75H19ZM22 76V77H23ZM40 76H41V74H40ZM39 76V77H40ZM64 76V75H63ZM67 76V79L66 80H68V75H66ZM65 76V77H66ZM85 76V77H84ZM109 76V75H108ZM136 76V75H135ZM150 76V75H149ZM154 76V75H153ZM152 75H151V77H153ZM179 76H183L182 75V73H181V75H179ZM207 76V75H206ZM221 76H223V74L221 75ZM233 76V75H232ZM264 76V75H263ZM6 77V76H5ZM92 77V76H91ZM116 77V76H115ZM156 77V76H155ZM155 77H153V79H155V81H156V78ZM166 77H168V76H166ZM172 77V76H171ZM175 77V76H174ZM177 77V76H176ZM193 77H191V80L193 81L192 83H194V82H196L195 81V78H193ZM208 77V76H207ZM207 77H206V79H207ZM224 78H225V76H223ZM11 78V77H10ZM9 78V80H11ZM19 78H21V76L19 77ZM75 78V79H74ZM97 77H95L94 76V79H96ZM106 78V77H105ZM159 78H160V76H159ZM169 78V77H168ZM167 78V79H168ZM180 78V77H179ZM209 79H211L212 78V76H211V78L210 77H208ZM216 79H218V77H215ZM227 78V77H226ZM225 78V79H226ZM14 79H15V77H14ZM18 79V78H17ZM32 79H33V77H32ZM110 79V78H109ZM114 79V78H113ZM112 79V80H113ZM120 79H122V78H120ZM119 79V80H120ZM150 79V81H152L151 80V78H149ZM166 79V78H165ZM166 79V80H167ZM181 79V78H180ZM179 79V80H180ZM220 79V81H221V79L222 78H219ZM225 79H224V81H225ZM229 77L227 78V81H229ZM236 78H234V80H235ZM251 79H252V77H251ZM1 80H2V83L1 84H4V83H6V81H4V78H2L1 77ZM7 80V79H6ZM43 80H47L46 79V77L43 79ZM48 80H50L51 81V83L50 84H52V80L51 79H49L48 78ZM58 80V79H57ZM116 80V79H115ZM137 79H135V80H133V81H131L130 82V84L129 85H127L126 87L127 88H133V86L135 85V83H137V81H136ZM163 80H164V78H163ZM170 79H168V81H169ZM172 80V79H171ZM171 80H170V83H171ZM176 80H177V78H176ZM185 80H190V78H188V77H186V75H185ZM3 81H4V83H3ZM14 81H16V80H14ZM18 81V80H17ZM25 81H26V83L28 82V85L27 84H24L25 83ZM42 81V80H41ZM59 81V80H58ZM58 81H56V82H58ZM62 81V80H61ZM60 81V82H61ZM99 82L98 83V85H101V83L102 82ZM122 81V80H121ZM149 81V82H150ZM154 81V82H155ZM181 81V80H180ZM184 81V80H183ZM213 81H214V78H213ZM223 81V80H222ZM1 82V81H0ZM45 81H43V83H44ZM144 82H146V80L144 81ZM149 82H148V84H149ZM157 82V81H156ZM164 82H165V80H164ZM173 82V81H172ZM176 82V81H175ZM190 82V81H189ZM212 82V81H211ZM218 82V80H216V83ZM231 82H232V80H231ZM231 82H230V84H231ZM264 82V81H263ZM8 84H9V82H7ZM48 83V82H47ZM53 83H55V81L53 82ZM69 83V82H68ZM111 83V82H110ZM109 83V85H110V87L113 85V84H110ZM116 83H119V82H116ZM116 83H115V86H116ZM153 83V82H152ZM151 83V84H152ZM161 83H162V80H161ZM166 83V82H165ZM182 83V82H181ZM180 83V84H181ZM207 83V82H206ZM209 83V82H208ZM214 83V82H213ZM213 83H212V85H213ZM229 83V82H228ZM227 83V84H228ZM39 84H41V82L39 83ZM65 84H67L66 82H65ZM91 84V83H90ZM145 84V83H144ZM180 84H178V87L180 86ZM190 84H191V82H190ZM204 84H205V81H204ZM219 84V91H221V92H226V91H224V90H220V88H222L221 87V85H220V83H218ZM233 84V83H232ZM10 85V84H9ZM13 85V84H12ZM16 86H17V84H15ZM18 85V86H19ZM56 85H57V83H56ZM56 85H55V88H56ZM58 85H59V83H58ZM93 86H94V84H92ZM97 85V86H98ZM103 86H104V84H102ZM107 85V84H106ZM150 85V84H149ZM152 85H154V83L152 84ZM158 85V86H157ZM163 85H165V84H163ZM162 85V86H163ZM172 85H173V83H172ZM183 84H181V86H182ZM194 85H196V83H194ZM217 85V84H216ZM235 85V84H234ZM233 85V86H234ZM4 85H2V87H3ZM6 86H8V85H6ZM15 86V87H16ZM38 86V85H37ZM48 86V85H47ZM46 86V87H47ZM49 86H51V85H49ZM54 86V85H53ZM66 86V85H65ZM68 86H69V84H68ZM68 86H67V88L66 89H68ZM92 86V87H93ZM159 86L161 87V85L158 83V84H156V87H158L159 88ZM176 86V85H175ZM187 86V85H186ZM189 86V85H188ZM224 86V85H223ZM229 86H231V85H228V87ZM233 86H231V88H233ZM5 87V86H4ZM9 87V89H10V92H12L11 91V88H12V86H8ZM14 87V86H13ZM39 87V86H38ZM91 87V88H92ZM109 86H107V88H110ZM167 87H169V83H168V86ZM172 87V86H171ZM190 87H192V85L190 86ZM213 87H214V85H213ZM218 87V86H217ZM227 90H229L228 89V87H226V85L224 86ZM238 87H240L239 85H238ZM238 87H237V89H238ZM27 88V89H28ZM62 88H64V87H62ZM64 88V90H66ZM99 88H100V86H99ZM98 88V89H99ZM145 88H147V86L145 87ZM150 88H151V86H150ZM154 88L155 87H153V90H154ZM183 88H185V87H181V89H179L180 91H182V89ZM209 88H211V87H209ZM234 88H236V87H234ZM243 88V87H242ZM2 89V88H1ZM8 88H6V90H9ZM15 89V88H14ZM16 89H17V87H16ZM16 89H15V92H14V95H12L13 96V100L12 99H8L9 100V102H4V100H3V102H2V105H1V103H0V110H1V112H2V114L4 113V114H8L7 113V111L10 109L9 107H12V108H14V109H18L19 108V105H18V103L19 102H17L16 100H18V99H20V97H18L17 96V94H16ZM36 89H37V87H36ZM46 89V88H45ZM50 90H51V88H49ZM70 89V88H69ZM68 89V92H70V90ZM101 89H102V87H101ZM103 89H104V87H103ZM102 89V90H103ZM114 89V88H113ZM160 89V93L159 92H155L154 93V96H153V99H152V101L150 100V98H148L147 97V99H149L148 101H149V106H150V102H152L153 104L154 103H156V105H157V103L158 102H162L163 100H162V95H161V90H163L162 88H159ZM166 89V87L164 86V90ZM168 89V88H167ZM174 89V88H173ZM178 89V88H177ZM176 89V90H177ZM187 89L188 88H186V90L185 91H187ZM198 89V90H197ZM241 88H239V90H240ZM4 90V89H3ZM2 90V91H3ZM18 90V89H17ZM52 90H53V88H52ZM55 90V89H54ZM90 90V91H89ZM100 90V89H99ZM102 90H100V91H102ZM105 90V89H104ZM110 90V89H109ZM109 90H106L107 92L109 91ZM148 90V89H147ZM234 90V89H233ZM262 91H264L263 89H261ZM1 90H0V93L2 92ZM28 91V90H27ZM27 91H25V92H27ZM47 91V90H46ZM49 91V90H48ZM56 91V90H55ZM59 91H61V90H59ZM67 91V90H66ZM105 91V92H106ZM115 91V90H114ZM113 91V93H116V91L114 92ZM149 91H150V89H149ZM151 91H152V88H151ZM150 91V94L151 93H153V92H151ZM188 91H189V89H188ZM187 91V92H188ZM209 91H211V89L209 90ZM212 91H214V89L212 90ZM219 91H216L217 93H220ZM230 91H232V90H230ZM235 91H236V89H235ZM261 91V92H262ZM6 92H9V91H6ZM9 92V93H10ZM23 92H21V94L23 93ZM49 92H51V91H49ZM63 92V91H62ZM143 92H145V91H143ZM184 92V91H183ZM190 92H192V91H190ZM189 92V93H190ZM228 92V91H227ZM28 93V92H27ZM61 93V92H60ZM112 93V89H111V94H113ZM118 93V92H117ZM178 93V92H177ZM210 93V92H209ZM234 93V92H233ZM24 94V93H23ZM103 94H104V92H103ZM106 94V93H105ZM109 94V93H108ZM120 94V93H119ZM141 94H143L142 92H141ZM145 94V93H144ZM147 94H148V92H147ZM162 94H163V92H162ZM183 94V93H182ZM184 94H186L185 92H184ZM184 94H183V96H184ZM212 94H214V93H212ZM261 94H264V93H261ZM10 95V94H9ZM8 95V96H9ZM29 95V94H28ZM59 95V94H58ZM63 95H64V93H63ZM117 95V94H116ZM146 95V94H145ZM164 95H166V94H163V97H165ZM176 95V94H175ZM177 95H179V93L177 94ZM187 95V94H186ZM185 95V96H186ZM193 95V96H194ZM211 95V94H210ZM220 95H221V93H220ZM237 95V94H236ZM235 94H234V96H236ZM11 96V95H10ZM25 96V95H24ZM30 96H32L33 97V95H32V93H31V95ZM54 96V95H53ZM62 96V95H61ZM102 96V95H101ZM114 96H115V94H114ZM120 96H122V95H120ZM141 96V98H142V96L143 95H140ZM148 96H149V94H148ZM180 96V95H179ZM187 96H190V95H187ZM193 96H192V98H193ZM227 96V95H226ZM226 96H225V93H222V100L221 101H225V99H226ZM26 97V96H25ZM29 97V96H28ZM27 97V98H28ZM60 96H58L57 97V99L59 98ZM63 98H64V96H62ZM125 97V96H124ZM11 98V97H10ZM102 98V97H101ZM116 98V97H115ZM118 98V97H117ZM129 97H127V99H128ZM136 99H137V97H135ZM145 98V101H146V96H144L143 97V99ZM220 99V96L219 97H214V100L215 99ZM2 99V98H1ZM4 99V98H3ZM31 100H32V98H30ZM30 99H28L29 101H30ZM49 99V101H50V98H48ZM120 98H118V100H119ZM193 99V101L194 102H196L195 100ZM200 99V100H199ZM211 99V98H210ZM65 100V99H64ZM99 100V99H98ZM112 100L114 101L115 99L112 97ZM121 100V99H120ZM122 100H124V99H122ZM129 100H131V97L129 98ZM134 101H136L135 99H133ZM138 100V99H137ZM165 100L167 101L168 100V98L166 99L165 98ZM165 100H164V102H165ZM180 100H181V98H180ZM213 100V99H212ZM212 100H210V101H212ZM231 100V99H230ZM240 100V99H239ZM249 100V99H248ZM20 101V100H19ZM21 101H23L24 102V100L23 99H21ZM34 101V100H33ZM33 101H31L30 103L32 104L33 103ZM49 101L47 102V105H48V103H49ZM61 101V103H62V99L60 100ZM117 101V100H116ZM127 100H125V102H126ZM133 101V102H134ZM143 101V100H142ZM145 101H143V103L145 102ZM175 101V100H174ZM187 101H188V99H187ZM190 101H192V99L190 100ZM209 101V102H210ZM219 101V100H218ZM217 100H215V102H218ZM15 102V103H14ZM58 103H60L59 102V100L57 101ZM110 102H111V100H110ZM109 102V103H110ZM115 102V101H114ZM118 102V101H117ZM124 102V101H123ZM130 102V101H129ZM137 102V101H136ZM136 102H134V103H136ZM178 102V101H177ZM184 102V101H183ZM21 103V102H20ZM29 103V104H30ZM113 103V102H112ZM119 103H122L121 101H119ZM126 103H128V102H126ZM148 103V102H147ZM146 103V104H147ZM168 103V105H169V101H167L166 102V104ZM193 103V102H192ZM197 103V102H196ZM213 103V102H212ZM222 103V102H221ZM30 104V105H31ZM55 104H57V103H54V106H55ZM63 104V103H62ZM64 104H65V102H64ZM73 104V103H72ZM124 104V103H123ZM171 104V103H170ZM176 104V103H175ZM180 104H182V103H180ZM180 104H179V106H180ZM188 104H189V102H188ZM201 104H199V105H201ZM215 104V103H214ZM220 104V103H219ZM219 104H217L218 106H219ZM248 104V103H247ZM251 104V103H250ZM27 105V108L28 107H30L29 105H28V103L26 104ZM51 105H53V103L51 104ZM50 105V106H51ZM58 105V104H57ZM69 105H71V103L69 104ZM113 105V104H112ZM117 105V104H116ZM122 105V104H121ZM126 105V104H125ZM132 105H133V103H132ZM132 105H130V106H132ZM136 105H139V104H136ZM135 105V106H136ZM165 105V104H164ZM164 105H162V107L164 106ZM189 105H191V102H190V104ZM203 105H201V108L203 107ZM221 105V104H220ZM235 104L233 103V106H234ZM59 106V105H58ZM74 106H76V105H74ZM109 106V105H108ZM111 106V105H110ZM119 106H120V104H119ZM142 106V105H141ZM145 106V105H144ZM144 106H143V108H141V109H145L144 108ZM146 106H148V104L146 105ZM158 106V105H157ZM171 106V108H170V110L172 109V107H173V105L171 104V105H169L168 106V108ZM192 106V105H191ZM191 106H189V107H191ZM193 106L194 107H197V105L195 104H193ZM193 106H192V112H193ZM210 106H212L211 104H210ZM243 106V105H242ZM25 107V106H24ZM52 107V106H51ZM64 107H67V106H64ZM72 107V106H71ZM70 107V108H71ZM127 107V109H128V107H129V105H127L126 106ZM126 107H125V110H127L126 109ZM165 107H166V105H165ZM164 107V108H165ZM183 107H186L187 108V105H185V106H182V108H180L179 107V109H180V111L182 112V110L181 109H184ZM251 107V109H252V105L250 106ZM21 108V107H20ZM26 108V107H25ZM26 108V109H27ZM53 108V107H52ZM68 108V107H67ZM70 108H69V110H70ZM107 108V109H106ZM115 108H116V106H115ZM123 108V107H122ZM122 108H120V110L122 109ZM131 108H134V107H131ZM154 108H155V105H154ZM153 108V106L151 105V108L149 107V108H147V110L146 111H144L145 113L144 114H148V117L147 116H142L141 118L139 117V116H137V117H133V115H132V117H130L131 116V114H130V119H132V122H131V124H130V121L128 120V117H126V114L125 113H122V114H125V115H122V114H120L122 117L123 116H125V118L124 119H122L121 120V118H119L120 117V115H118L117 114V112H116V109H114L113 108V106H112V110L114 111L115 110V113H110L111 114V116L109 115V110L111 111V109H109L108 110V113L105 111V113H107L108 115H109V117H108V115H106V117H107V119H105V120H107V123H104L103 124V122L100 124V126H102V124H103V127H102V129H101V127H99V125L96 127V128H94V130H92V128H89V126H87V125H84V124H86L85 123V121H86V119L84 118V115L82 114V112H80V114L81 115H83V117L81 116V115H78L77 114V120L75 121V124H74V128H76V129H85V133H87L88 135H92V136H100V137H102V135L103 134H105V132L110 136V138H112V137H115V132H118V130L120 131V128H122V125H124V124H130L131 125V129L133 130L135 127L136 128H138L137 126H139L141 129H139L140 131H142V136L144 135L143 134V131H146V128H147V130H149V132L150 133H146V132H144L145 134H146V136H149L150 138H151V136L153 137V138H157V139H153L154 140V145H152V146H150L151 144H153V143H151V144H149V145H147V143H146V145H143V146H148V149L147 150H149V155L151 156V154L152 153H150V150H160L161 152H162V154H161V156H162V159L163 160H165V161H170L169 160V158H172V160H174V164H175V160L176 159H182V157H180L179 158V155H178V148H177V146H179V145H181V144H183V143H181V141H179V140H181V139H184V135L182 136V134L180 133V132H178V133H180L181 134V137H176V136H171L172 135V133H171V135L169 136V134L167 133V137H166V140H164L163 138H161V137H158V136H156V134H157V132H156V128L157 129H159V124H161V120H160V118L158 117L159 116V114L158 115H156L157 113H155L154 111H155V109ZM159 108V107H158ZM161 108V107H160ZM213 108V107H212ZM223 108H224V105H223ZM228 108V106L226 107V108H224V110H226ZM246 108H248L247 106H246ZM246 108H245V110H246ZM72 109V108H71ZM140 109V110H141ZM163 109V108H162ZM187 109H190V108H187ZM195 109V108H194ZM197 109H199V106H198V108ZM203 109V108H202ZM233 109V108H232ZM250 109V108H249ZM23 110V109H22ZM25 110V109H24ZM48 110V109H47ZM49 110H51L52 111V109H50V107H49ZM48 110V111H49ZM86 110V111H85ZM118 110V109H117ZM120 110H119V112H120ZM135 110V109H134ZM133 110V111H134ZM159 110V109H158ZM157 110V111H158ZM169 110V111H170ZM173 110V113H174V111H176V109H172ZM228 110V109H227ZM19 111V110H18ZM18 111H16L15 113H17ZM55 111V110H54ZM54 111H53V113H54ZM72 111V110H71ZM123 111H124V109H123ZM164 111H165V109H163L162 110V113H164ZM184 112H185V110H183ZM189 111H191V109L189 110ZM208 111H209V109H208ZM247 111H249V110H247ZM9 112V111H8ZM23 112H25V111H23ZM66 112V111H65ZM67 112H68V110H67ZM72 112H74V110L72 111ZM83 112V113H84ZM122 112V111H121ZM120 112V113H121ZM129 112V111H128ZM140 112V111H139ZM139 112H138V110H136V113H137V115H140L139 114ZM178 112V111H177ZM186 112H187V110H186ZM192 112H190V113H192ZM195 112V111H194ZM193 112V113H194ZM203 112V111H202ZM201 111H200V113H202ZM210 112V111H209ZM223 112V111H222ZM226 112V111H225ZM234 112H235V109H234ZM12 113H14V110L12 111ZM50 113H52V112H50ZM52 113V114H53ZM104 113V112H103ZM136 113L134 114V115H136ZM141 113H143V110H142V112ZM166 113L167 112H165V116H166ZM176 113V112H175ZM175 113H174V115H175ZM196 113V112H195ZM206 113H208L207 112V110H206ZM205 113V114H206ZM213 113V112H212ZM233 113V112H232ZM9 114H11V113H9ZM9 114L7 115L8 117H9ZM23 114V113H22ZM30 114V113H29ZM27 115V117H25L26 118V120H27V118H29L28 116H30V115ZM51 114V115H52ZM167 114H169V112L167 113ZM171 114V113H170ZM169 114V115H170ZM198 114V113H197ZM216 115H218L217 113H215ZM229 114V115H228ZM228 114H226V116H229L230 117V112H228ZM46 115V114H45ZM56 115V114H55ZM61 115V114H60ZM59 115V116H60ZM64 115H65V113H64ZM177 115H178V113H177ZM180 115H181V113H180ZM180 115H178L179 116V118H180ZM190 115V118L192 117V115L191 114H189ZM195 114H193V117L192 118H194L195 116H194ZM213 115V114H212ZM219 115H220V112H219ZM223 115H224V113H223ZM233 116H231V119L232 120H234V121H232V124L233 125H235L236 124V119L234 118V114H232ZM247 115H250L249 113L247 114ZM6 116V117H7ZM11 116V115H10ZM13 116V115H12ZM16 116V115H15ZM66 116V115H65ZM65 116L63 117V116H60L61 118L63 117L64 119H65ZM119 116V117H118ZM128 116V115H127ZM141 116V115H140ZM151 116H153L152 118H151ZM154 116H155V118H154ZM206 116V115H205ZM215 116V115H214ZM221 116V115H220ZM219 116V119L220 118H222L223 119V117H220ZM225 116V117H226ZM239 116V115H238ZM254 116H255V114H254ZM5 117V118H6ZM48 117L50 118V115H49V113H48ZM52 117V116H51ZM58 117V116H57ZM60 117H58V119L60 118ZM86 117V118H87ZM144 117V118H143ZM163 117H164V114H163ZM171 117V116H170ZM202 117V116H201ZM216 117V116H215ZM240 117V116H239ZM5 118H3V116L2 117H0V184L2 185L5 181H6V177L4 178V176L7 174V172H8V169H9V164H8V162H6L7 164H5L4 162H5V157H6V154H8V153H15V152H17L19 149H23V148H25V147H27V146H30V147H32V148H35V146L37 145L36 144V142H35V136H34V134L32 133V134H27V132H29L30 131V129L32 128V127H29L30 129H27V131L26 130H24V129H22L21 127H19L18 126V123L16 122V121H14V122H8V120L7 119H5ZM11 118H13V117H11ZM23 118V117H22ZM53 118V117H52ZM52 118H51V120H52ZM56 118V116L54 117V119ZM61 118H60V120H61ZM75 118H76V116H75ZM143 118V119H142ZM162 118V117H161ZM174 118V117H173ZM176 118H178V117H176ZM209 118H210V116H209ZM214 118V117H213ZM217 118H218V116H217ZM234 118V119H233ZM255 118V117H254ZM16 119V118H15ZM64 119H62V120H64ZM88 119V118H87ZM91 119H93V118H91ZM151 119V120H150ZM166 119V118H165ZM172 119V118H171ZM170 118H169V120H171ZM175 119V118H174ZM185 119V118H184ZM195 119V118H194ZM204 119V118H203ZM202 119V120H203ZM212 119V118H211ZM251 119H252V117H251ZM22 120H24V119H22ZM29 120V119H28ZM61 120V121H62ZM96 120V119H95ZM173 120V119H172ZM176 120V119H175ZM175 120H173V122L175 121ZM180 120V119H179ZM216 121L218 120V119H215ZM221 120V119H220ZM262 120H263V118H262ZM13 121V120H12ZM25 121V120H24ZM88 121V120H87ZM164 121V120H163ZM186 121H187V117H186ZM191 121V120H190ZM196 121H200V120H198V115H196ZM206 121H208V118H205V122H201L204 126H205V123H206ZM223 121H225L224 119H223ZM223 121H221V123L223 122ZM69 122H70V120H69ZM93 122H95L94 121V119H93ZM96 122H97V120H96ZM148 122L150 123V124H153L154 126H155V128H154V130H150V129H148V127H147V124H148ZM177 122H178V119H177ZM180 122V121H179ZM179 122H178V124H179ZM184 122V121H183ZM208 122H212V121H208ZM242 122V121H241ZM28 123H29V121H28ZM65 123V122H64ZM71 123V122H70ZM100 123V122H99ZM181 123V122H180ZM192 123L194 124L195 123V120H192ZM220 123V122H219ZM165 124L167 125V123L165 122ZM174 125H175V123H173ZM177 124V125H178ZM182 124V123H181ZM184 124H185V122H184ZM261 124H262V122H261ZM264 124V123H263ZM262 124V125H263ZM23 125V124H22ZM172 125V123L170 124L169 123V126H171ZM195 125V124H194ZM207 125V124H206ZM209 125V124H208ZM211 125V127L210 128H208L209 126ZM210 125L207 127L209 130L211 129V131H210V136H217V141H219V143H217L218 144V146H215V145H212V144H210V142H207L206 141V143H205V141H204V143H203V141L201 142V140H199V139H201L202 138V136H198L197 134V136H195V133L194 132H190L191 133V135L192 136H190V137H195V139H196V137L198 138V137H200V138H198V140L201 142H199L198 140H196V141H198L199 142V144L200 145H203V144H205L206 145V148H212V149H214V151L215 152H213V154H211L212 156H211V158H212V162L214 163L213 165L212 164H209V162H208V160H207V157H206V153H202V155H199V153H198V151L199 150H197L196 149V145L198 144V142H196L197 144L196 145H194V144H188V145H186L185 146V148L183 149L181 146H180V152H182L181 154H184L183 153V150H186V148L189 150V156L191 157V160L192 159H195V160H192L191 162H189L188 163V165H186L185 167H186V171H185V175L179 180L180 181V184L178 185V186H174L173 188V190H175V188H178L182 193H183V195H185V199L187 198H192L193 199V201H195L196 200V198H197V200H199V199H201V201L204 199V193H202V191L203 190H205L206 188H208L207 186H209V188H208V191H210V192H212L211 191V187L212 186H214V185H216V183L219 181V180H222V179H219L218 177H217V179L215 178V177H213V178H215V179H213V180H210L209 179V175H208V173H209V171H210V168H212L213 170H215V168H217L215 171H216V173H217V171H220L221 172V167H223V164L225 163V162H228L227 161V159L230 157H232V159H234L233 158V152L232 153H230V154H228V151H230V149L232 148V146H230V143H229V145L227 144L229 141H227L226 143H225V137H224V139H222L221 138V134H219L218 132H217V130L215 129V128H213L212 127V124L210 123ZM225 125V124H224ZM69 126V125H68ZM67 126V127H68ZM112 126V127H111ZM129 126V125H128ZM238 125H236V127H237ZM151 128H152V126H150ZM162 127H163V123H162V126L160 127V129L162 130ZM166 126L164 125V128H165ZM180 127V125L178 126V128ZM225 127H226V125H225ZM224 127V128H225ZM234 127V126H233ZM37 127H35L34 129H36ZM127 128V127H126ZM136 128H135V130H136ZM182 128V127H181ZM206 128V129H207ZM228 128H231V126H229ZM125 128L123 127V129L122 130H124ZM130 129V131H131V133H132V135H133V132H132V130ZM137 129V130H138ZM227 129V128H226ZM33 130V129H32ZM69 130V129H68ZM121 130V134H122V131ZM126 130V132H128L127 131V129H125ZM161 130L159 131V135H160V133H161ZM168 130H169V128H168ZM237 130H238V132L240 131V129L239 128H237ZM237 130H235V132H237ZM176 131H178V130H176ZM230 131H233L234 132V129L232 130H230ZM259 131V130H258ZM34 133L35 132H37L38 133V131L37 130H35V131H33ZM64 132V131H63ZM70 132H72V131H70ZM126 132H125V136L127 135L126 134ZM148 132V131H147ZM162 132H163V136H165V131L164 130H162ZM170 132H172V130L170 131ZM134 133H135V131H134ZM173 133H175V132H173ZM183 133H185V132H183ZM192 133H194V135L192 134ZM261 133V131L259 132V134ZM101 134V135H100ZM124 134V133H123ZM136 134H137V132H136ZM236 134H239V133H236ZM257 134H258V132H257ZM258 134V135H259ZM83 135V134H82ZM190 135V134H189ZM227 135H228V133H227ZM227 135H226V137H227ZM263 136H264V131H263V134H262ZM22 136H24V137H22ZM119 136H122V135H119ZM118 136V137H119ZM129 136V135H128ZM134 136H135V134H134ZM138 136H139V134H138ZM185 136H188V135H185ZM261 136V135H260ZM20 137H22V138H20ZM76 137V136H75ZM74 137V139L73 138H71V137H69V136H66V135H64V136H61V138H59V140L57 141V143L54 145V146H50L49 144H48V146H46V148H45V152L42 154V156H40L41 157V160L43 159V158H50V159H56V158H58L60 155H66V158H67V166L68 165H72V167H73V169H74V171L76 172V174H78V173H80V171H86V172H90V171H92V173L93 174H95V171H98L100 168H101V165L98 163H96V161H95V156L93 155V153H92V151H91V148L90 147H83L84 145H83V143H80L76 138ZM118 137H116V138H118ZM123 137V136H122ZM121 137V138H122ZM127 137V136H126ZM125 137V138H126ZM137 137V136H136ZM229 137V136H228ZM24 138V139H23ZM120 138V137H119ZM118 138V139H119ZM124 138V139H125ZM131 136H130V138H128V140L130 139L131 140ZM138 138V137H137ZM143 138L145 139V137L143 136ZM159 138L160 139H163L161 142H160V140H159ZM127 139V138H126ZM144 139H142V138H140V141L138 140L137 141V144L139 143V146L141 145L142 146V143H144L145 144V141L147 142L148 140H144ZM147 139H148V137H147ZM152 139V138H151ZM169 139V140H168ZM187 139L189 140V142L191 141V139H189V136L187 137ZM186 139V140H187ZM219 139V140H218ZM259 139H261V137L259 138ZM185 140V141H186ZM187 140V141H188ZM93 142H97V143H99L100 141H102L101 139H98V140H92ZM112 141H113V139L111 140V143H112ZM120 140H118V142H119ZM123 139L121 140V142L123 143ZM231 141H233V139H231ZM237 141V140H236ZM261 141H264L263 140V138L261 139ZM115 142H116V139H115ZM135 142V141H134ZM140 142H142V143H140ZM165 142V143H164ZM193 142V141H192ZM260 142V141H259ZM22 143V144H21ZM126 143H127V141H126ZM126 143H125V145H126ZM132 143V142H131ZM241 143V142H240ZM124 144V143H123ZM128 144H130V143H128ZM132 144H134V143H132ZM136 144V143H135ZM135 144H134V146H135ZM235 145H234V147L236 148V143H234ZM110 145V144H109ZM114 145V147H116L118 144H116L115 145V143L113 144ZM174 145H176V150H177V152L175 151V154L176 155H171V152H173V151H171V150H174L175 149V147H173ZM229 146L228 148H229V150H226L225 151V153H224V150L227 148L226 146ZM263 145V144H262ZM131 145H128L127 147H125L124 148V150L127 148L128 150L129 149H131V148H128V147H130ZM133 146V145H132ZM131 146V147H132ZM132 147L133 149H134V151L131 149V151H132V153H136L137 152V149H135V147H137V146H135V147ZM139 146L137 147L138 148V151L142 148V147H140V149H139ZM257 146V145H256ZM119 147V146H118ZM172 147L174 148V149H172ZM204 147V146H203ZM202 147V148H203ZM231 147V148H230ZM233 147V148H234ZM242 147V146H241ZM240 147V148H241ZM100 148V150L102 151L103 150V148H102V146H100L99 147ZM154 148V149H153ZM234 148V149H235ZM126 149V150H127ZM143 149V148H142ZM166 149V150H165ZM237 149V148H236ZM235 149V150H236ZM255 149H257L256 147H255ZM128 150H127V152H128ZM135 150H136V152H135ZM155 150L153 151V155H155L156 154V152H155ZM187 150V151H188ZM200 150H204V149H200ZM232 151H233V149H231ZM262 150H263V146H262ZM261 150V152H263ZM209 151V150H208ZM207 151V152H208ZM130 152V151H129ZM141 154H143V156H144V152H146L145 151V149H144V151H142L141 150ZM154 152H155V154H154ZM202 152V151H201ZM206 152V151H205ZM211 153H212V151H210ZM236 152H238V149H237V151H235V153L234 154H236ZM258 151H256V153H257ZM259 152H260V148H259ZM261 152L260 153H257V155L255 154L254 155V158L255 159H259V161H260V163H261V161L263 160V163H264V153H262L263 155H261ZM118 149L117 148H114L113 150H112V155L111 156H113V155H118ZM148 153V152H147ZM18 154V153H17ZM172 154H174V152L172 153ZM201 154V153H200ZM216 154H218V156L216 155ZM258 154H260L259 156H258ZM12 155V154H11ZM136 155V154H135ZM134 155V156H135ZM138 155H139V153H138ZM158 155V154H157ZM186 154H184V156H185ZM243 155H245V153L243 154ZM250 155H251V153H250ZM249 155V156H250ZM8 156H9V154H8ZM84 156L86 157V158H88V161L86 162L85 160L86 159H84ZM146 156H147V154H146ZM183 156V157H184ZM214 156V157H213ZM236 156V155H235ZM252 156V155H251ZM250 156V157H251ZM139 157V156H138ZM149 157V156H148ZM227 158L226 160L225 159H223V158ZM131 158H134V157H132V155H131ZM141 158V157H140ZM150 158V160H151V157H149ZM161 158V157H160ZM159 158V159H160ZM189 157H187V160H189L188 159ZM204 158V159H203ZM210 158V157H209ZM242 158V157H241ZM245 158H246V156H245ZM245 158H244V160H245ZM111 159V158H110ZM136 159V158H135ZM153 159V158H152ZM158 159V160H159ZM162 159H160L161 161H162ZM218 159V160H217ZM248 159H249V157H248ZM255 159H251L252 161H255ZM138 160V159H137ZM140 160V159H139ZM144 160V159H143ZM149 160V161H150ZM185 160H186V158H185ZM109 161V160H108ZM112 161L113 162H117V164H119V163H121L122 165H124L123 164V160L122 159H120V158H118V157H113L112 158ZM118 161H119V163H118ZM127 161H129V159H127ZM131 161V160H130ZM147 161V160H146ZM156 161V160H155ZM181 161V160H180ZM180 161H179V163H180ZM182 161H184V160H182ZM190 161V160H189ZM233 161V160H232ZM232 161H230L229 163L232 165L233 164V162ZM257 161V160H256ZM98 162V161H97ZM112 162V163H113ZM126 162V161H125ZM132 162V161H131ZM134 162H135V160H134ZM139 162V161H138ZM148 162V161H147ZM146 162V163H147ZM154 164H156L155 162H154V160L152 161ZM158 162V161H157ZM160 162V161H159ZM159 162H158V164H159ZM168 162H166L167 163V165L166 166H164L165 167V169H168V168H166L167 166H168ZM173 162V161H172ZM172 162H170L171 164H172ZM224 162V163H223ZM248 162V161H247ZM153 163H152V165H153ZM182 163V162H181ZM242 163H243V161H242ZM260 163H258V164H260ZM262 163V164H263ZM116 164V163H115ZM121 164L120 165H116V166H118V167H120L121 166ZM126 164V163H125ZM170 164V165H171ZM174 164L172 165V166H174ZM177 164V163H176ZM187 164V163H186ZM251 164H252V162H251ZM161 165H163V162H162V164H160V166ZM179 165V164H178ZM183 165H185V162H184V164ZM243 165H245V163H243L242 164V166ZM250 165V163L248 164V166ZM252 165H255V169H254V171L255 170H257V169H260V167H261V165H260V167H256V165H257V162L255 163H253ZM85 166L87 167V168H85ZM139 166V165H138ZM151 166V165H150ZM218 166V167H217ZM226 166H228L227 164H225V167ZM154 167V166H153ZM152 167V169L153 170H151L149 173H151V174H153V173H155L157 170L155 169V168H153ZM162 167V166H161ZM163 167V168H164ZM170 167V166H169ZM220 167V168H219ZM225 167H224V170H225ZM229 167V166H228ZM236 167H238L237 165H236ZM36 170H37V172H38V174H37V176H36V178L37 179H40L41 180V178H42V171L41 170H39L38 169V167H34ZM84 168V169H83ZM159 168V167H158ZM163 168H162V170H163ZM174 168H176V166L174 167ZM173 168V169H174ZM183 168V167H182ZM182 168H180L179 167V169L181 170ZM227 168V167H226ZM264 168V167H263ZM149 169V168H148ZM170 169L171 168H169L168 170H169V172H165V171H163V172H161V170H160V172H158V175H159V173L162 175V177L163 176H170L171 174H176L175 172H173V173H171V171H170ZM172 169V170H173ZM238 169V168H237ZM248 169V167H247V164H246V166H244V169H243V171L242 172H244V175H242L241 173L237 176V178H238V182H236L237 184H242V183H244V182H247V180L246 179H248V177H246V179L244 178V176H245V174L249 171V169ZM139 170V169H138ZM176 170V169H175ZM251 170V169H250ZM262 170V169H261ZM177 171V170H176ZM212 171V170H211ZM214 171V172H215ZM229 171V170H228ZM240 171V170H239ZM253 171V170H252ZM254 171L252 172V174L251 175H254L253 173H254ZM235 172V171H234ZM238 172V171H237ZM177 173H179V171L177 172ZM256 173H258V171H256ZM157 174V173H156ZM212 173L210 172V175H211ZM224 174V173H223ZM233 174V173H232ZM259 174H260V170H259ZM259 174H258V176H257V180H258V177H259ZM12 175V174H11ZM141 175V174H140ZM215 175V174H214ZM213 175V176H214ZM240 175H242L243 176V179L244 180H246V181H242V178L241 177H239ZM260 175H262V172H261V174ZM176 176V175H175ZM178 176V175H177ZM235 176V175H234ZM146 176H143V178H145ZM149 177V176H148ZM161 176H159L158 178H160ZM173 177V176H172ZM171 177V178H172ZM118 178L119 179H121L119 176H118ZM125 178V177H124ZM142 178V179H143ZM174 178V177H173ZM176 178V177H175ZM239 178H240V180L242 181V183L241 182H239L240 180H239ZM250 178V177H249ZM148 180H149V178H147ZM230 179H231V177H230ZM264 179V178H263ZM8 180V179H7ZM116 180H117V177H116ZM145 179H143V181H144ZM174 180V179H173ZM177 180V179H176ZM152 181V180H151ZM155 181V180H154ZM156 181H159V180H156ZM169 181V180H168ZM167 181V182H168ZM224 181V180H223ZM233 181H234V179H233ZM258 181H261V176H260V179L258 180ZM257 181V182H258ZM146 182H147V184L149 183V181H147L146 180ZM146 182H145V185H146ZM220 183H221V181H219ZM230 182V181H229ZM235 182V181H234ZM249 182V181H248ZM253 182L254 181H252V184H253ZM144 183V182H143ZM157 183V182H156ZM164 183L165 182H163V186H164ZM172 183V182H171ZM262 184L264 183V182H261ZM152 184V183H151ZM160 184V183H159ZM99 185V184H98ZM141 185V184H140ZM158 185V184H157ZM168 185H170V184H168ZM217 185H218V183H217ZM217 185L216 186H214V187H212V190L215 192L216 191V189L218 190V188H216L217 187ZM223 185V184H222ZM246 184H244V187L246 188V186H245ZM143 186H144V184H143ZM153 186H154V184H153ZM163 186H160L161 187V189H160V191L157 193L156 191V188H157V186H156V188H155V190H154V188H152L155 192H156V194L155 193H150V188H149V194L147 193V196L149 195V197H148V199H149V201L151 202V204H150V206L151 205H154L155 203H157V205L160 207L157 211H154V212H152V213H148V212H146V211H143L142 209H140V208H136V207H134V206H132L131 208L129 207V210H124V208H125V200H123V196L125 195V192H118L116 195H115V199H111L110 200V202L108 203V204H105V208H104V210L102 211L103 212V220L102 221H100V223H99V228H100V226H101V228H104L103 226H108V227H106V229H105V237H103L102 238V236H100V235H94L95 236V239L90 243V248L92 249V250H95V247H97V244H98V241H101V240H103V242H102V246L104 247V248H107V247H112V246H115V245H118V248L120 249V252L118 253V255H117V258H116V260H115V262L116 263H118V264H122V263H126L127 264V262H128V257H127V253H128V251H129V249H131L130 251H131V255H134V253L138 250V246H139V244H141L142 242H144V250H145V252H144V254H146V256H148V255H150V253L152 252V250H153V248H155L156 246H157V244L159 243V241H158V239H161V237H163V235H164V232L165 231H167V233H169L168 235L170 236V235H172V234H170V231H172V229H173V226L174 225H170V226H172V229L169 227V223L168 224H164V226H162L161 227V224H160V218L162 217V216H164L166 213H168V210H166V207L174 200V198L175 197H178V196H175V195H173L174 193H175V191L172 193V192H170L171 190H169V187L170 186H167V183L165 184V186L163 187ZM173 186V185H172ZM240 186V185H239ZM242 186H243V184H242ZM257 186L258 185H256V188H257ZM155 187V186H154ZM158 187H159V185H158ZM163 187V188H162ZM253 188L254 186L252 185L251 186V183H249V186H248V188ZM57 188V187H56ZM97 188H98V186L96 185V187L95 186H93L92 188H90V187H78L77 188V190H76V192L78 193V194H80V195H84V197L86 198V199H90V197H91V199L93 198L92 197V195L91 194H93V196H95V192L97 191ZM141 188H142V186H141ZM146 186L144 187V192L143 193H146L145 191H146ZM148 189V188H147ZM178 189H177V191H178ZM137 191V190H136ZM176 191V192H177ZM179 191V192H180ZM151 192H152V190H151ZM216 193V192H215ZM176 194V193H175ZM203 194V195H202ZM248 194V195H247ZM247 194H246V196L247 197H249V193L247 192ZM144 195V194H143ZM142 195V196H143ZM178 195H179V193H178ZM182 195V194H181ZM181 195H179V199L181 198L180 196ZM182 195V196H183ZM37 196V195H36ZM193 196V197H192ZM246 196H244V197H246ZM66 195H64V194H59L56 198H55V200L53 201V203H52V205H51V207H50V214H49V216L51 217V220H55L54 222H58V220H59V217L64 213V202H65V199H66ZM113 197V196H112ZM145 197V196H144ZM184 197V196H183ZM182 197V198H183ZM194 197H196V198H194ZM258 196H256V198H257ZM35 198H37V197H35ZM68 198V197H67ZM147 198V197H146ZM181 198V199H182ZM190 198L188 199V201L190 202H192V200H190ZM255 198V197H254ZM255 198V199H256ZM94 199H95V197H94ZM148 199H147V201H148ZM176 199V198H175ZM178 199V198H177ZM195 199V200H194ZM249 199V198H248ZM82 200V199H81ZM93 200V199H92ZM146 200V199H145ZM183 200V199H182ZM196 200V201H197ZM149 201H148V203L146 204V202H145V204L148 206V204H149ZM40 203V202H39ZM260 203V202H259ZM77 204H80V203H77ZM256 204V203H255ZM262 204V203H261ZM25 205V204H24ZM31 206V205H30ZM34 206V205H33ZM41 206H43V205H41ZM144 206V205H143ZM247 206H248V204H247ZM22 207V206H21ZM28 207V206H27ZM140 207H142V206H140ZM149 207V206H148ZM147 208V207H146ZM150 209H151V207H149ZM22 209V208H21ZM202 209H204V208H202ZM201 209V210H202ZM249 209V208H248ZM258 209H260V207H258ZM261 210V209H260ZM21 211V210H20ZM43 211V210H42ZM41 211V212H42ZM243 211H248V210H246V208H245V210H243ZM30 212V211H29ZM32 212V211H31ZM38 212V211H37ZM251 212V211H250ZM197 213H198V215H200L199 214V211L197 210ZM250 214V213H249ZM23 215H25L24 214V212H23ZM45 215V213L43 214V216ZM204 215V214H203ZM133 216H135V217H137V221L136 222H133L132 220H133ZM145 216H147V217H145ZM201 216V215H200ZM256 215H255V213H251V218H249V219H251V221H253L254 222V224H255V221L256 222H258V218H257V216L255 217ZM143 217H145V218H143ZM254 218L256 219L255 221H254ZM24 219H25V217H24ZM248 219V220H249ZM20 220H21V218H20ZM22 221V220H21ZM98 222V221H97ZM171 222V221H170ZM188 222H186V223H184L183 224V226H184V228L186 227V224H187ZM97 224V223H96ZM106 224V225H105ZM256 225V224H255ZM24 226L25 227H27V225H25L24 224ZM21 227V226H20ZM24 227V228H25ZM28 228V227H27ZM143 229H146V231H145V233H143ZM163 229V230H162ZM253 229H255V228H253ZM22 231V230H21ZM255 231V230H254ZM35 235H38L37 233H35ZM44 235V234H43ZM167 237V239H169L170 237ZM188 236V235H187ZM246 236H250L251 238H252V240H254V241H256V249L257 250H259V254L260 253H262V252H264V233H262L261 231H260V229L259 230H257V231H255V233H254V235H252L251 233H249V235H246ZM172 238V237H171ZM164 239V238H163ZM183 239H184V236H183ZM190 240V236H188V240L184 243L183 241H181V242H183L184 243V245H177L178 246V248H179V250L181 249V251L182 252H184V253H188V249H190L191 247H192V243H191V241H189ZM193 240V239H192ZM163 241V240H162ZM167 242H168V240H167ZM169 242H170V240H169ZM250 242H251V239H250ZM162 243V242H161ZM182 243V244H183ZM211 243V242H210ZM207 244V243H206ZM206 244H204V245H206ZM169 245V244H168ZM39 246H42V244L40 245V244H38V242L37 243H35V242H33L32 241V239H29V238H27L26 239V241L23 243V244H18L17 245V248H19V249H21V250H23V254L24 255H22V257H24V256H26L29 252H31V251H34L37 247H39ZM166 246V245H165ZM170 246V245H169ZM207 246V245H206ZM209 246H211L212 247V245L210 244ZM142 247V246H141ZM161 247V246H160ZM159 247V248H160ZM163 244H162V249H163ZM208 247V246H207ZM184 248H185V250H184ZM143 249V248H142ZM168 249V248H167ZM165 250V249H164ZM162 252V251H161ZM164 253L166 252V251H163ZM154 254V253H153ZM162 254V253H161ZM200 254V253H199ZM130 256V255H129ZM147 258V257H146ZM165 258V256H163V259ZM162 259V261H165V260H163ZM193 262H194V264H206V260H204L202 257H200V255H198L197 254V252H194V256H193ZM161 262L159 261V264H160ZM164 264V263H163Z\"/></svg>",
  "mask_w": 264,
  "mask_h": 264
}]
</instances>
